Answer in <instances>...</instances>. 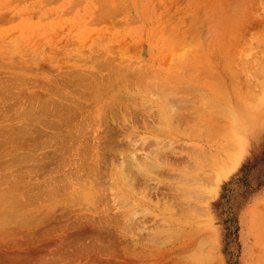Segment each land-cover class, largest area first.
Listing matches in <instances>:
<instances>
[{"label":"rangeland","instance_id":"374dc122","mask_svg":"<svg viewBox=\"0 0 264 264\" xmlns=\"http://www.w3.org/2000/svg\"><path fill=\"white\" fill-rule=\"evenodd\" d=\"M99 53L102 55L101 57H99L100 56ZM103 54H104V60L106 58H107L106 60L113 59L112 62L114 63L116 62L115 64H117L118 62H121L118 64L119 69L117 65L110 62L113 65V68H114V65L115 67H117L116 69L117 71L114 68V70L116 71V74L112 73L113 69L110 71L112 65L110 66L109 65L110 63L109 64L105 63V61H103L105 63V65L103 64V66L104 67L106 66L105 69L97 67V66L102 67ZM93 58H96V60ZM95 61H97L98 63L101 61L102 63L101 65H99L97 63H94ZM106 64L110 66L109 67L110 69L107 68ZM122 66H125V68H123ZM251 67L253 69H251ZM246 68L247 70L251 69V72H249L250 70L246 72ZM232 69H234V71H232ZM126 70L128 71V75L127 77H125L123 81V77L124 75L126 76V73H127V72L125 73ZM211 70L213 73L211 72ZM129 71L131 72L129 73ZM70 72L71 73L73 72L75 74H70ZM136 72L137 73L140 72L141 76L138 74L139 75L138 77L139 79L143 78L141 79L142 82L146 81V84L151 86V87L147 86L145 83H144L145 85L143 84L142 88H144L145 91H147L146 89L149 88V92L147 91V92L141 93L143 89L142 88L138 89V87L140 86L138 81L135 82L136 84L138 83L137 88H135L136 86L132 84L133 85L132 87L130 85L131 91L130 89L129 90L126 89V87L130 88L127 84V83L131 84L129 80L133 79L132 82L134 83L135 81L134 78L130 79V76L135 77ZM206 72H208L209 74L212 73L213 76L208 75V73ZM78 73L80 74V76L82 75L81 78L80 76H77ZM88 74L89 76H92V78L91 77L89 78L87 76ZM111 74L112 75L114 74L115 78L113 76V78L111 79L110 78L112 77ZM121 74L123 75L122 79H120ZM142 74L145 78L146 77H149V78H146V80H144V77L142 76ZM214 74L218 75L216 76V79H215ZM109 75H110L109 77L110 80L108 81L110 82V84L106 81L107 79H109L108 78ZM148 75H151L154 78ZM181 75H183L182 78L180 77ZM105 77L107 78L106 80H105ZM136 77H137V74H136ZM93 78L94 80L95 79H97L98 81L100 80L99 83L97 80H95V83L96 82L98 83L96 88H95L96 84L92 83L94 81ZM116 78H118V81L116 80ZM86 79L88 80L89 83L83 82L84 80L86 81ZM11 80H12V83H11ZM90 80H93V81L90 82ZM115 80L117 81L116 83H115ZM120 80H122L123 83L128 80V82H126L127 86L125 85V83L123 85V87L126 86L125 90L124 89L123 90L124 92L127 91V93L124 94L122 90V86L117 85L118 88L121 87L120 88L121 90L120 89L119 90L122 91V93L127 98H129L128 100H130V96L131 98H133L131 102L132 105L139 104L138 106L140 107L142 106L141 109L143 110H141L138 106L136 107L133 106L134 107L133 108L132 105H129V106H131L133 109L126 108L129 106H125L123 109L122 107H119L121 104L118 105V108H115L117 106L116 105L114 107L115 110L119 109L120 111H117L118 113L113 111V113H116L117 116L116 117L115 115L113 116L114 118H116L115 120L113 119L111 115L112 117V121H111L110 120L111 117L109 118V116L110 114H113V113H111L112 111L110 110H112V106H114L113 103H115V101L117 100H114V102H112L110 98L108 97L106 98V95L108 94L114 95L116 93L115 91L117 92L119 91L116 88L117 86H115L116 90L112 88L111 86H114V85L111 83L120 84L118 83V82H121ZM136 80L138 79L136 78ZM149 80H152V81H149ZM2 81H4L5 83H3ZM139 82L141 83L140 80ZM74 83L77 84V86L80 88H78ZM81 83H84V85H86L87 89L84 86L85 92L83 91V87L81 86L82 85ZM90 83L94 84V86L91 85L92 89L94 87V93L95 94L98 93L99 97L98 95H96L97 98L96 96H94L95 94L93 93V91H90L91 87H89V85H88L89 87L88 89L87 84H90ZM11 84H14V85H11ZM70 84L72 85V88L73 87L78 88L76 89L78 93L79 91L80 92L82 91L81 93H84L86 95L87 90H89L88 93L89 94L92 93L93 95V97L91 95L90 102L86 99L88 98L86 96H89L88 93L86 96L83 94L85 99H82L83 95L80 93L77 97L78 93L76 92L77 94H75V91L73 90L74 88L72 89ZM99 84H100V88L103 90L105 88V84L109 85L107 89L112 88L108 90L109 91L115 90V91H110L114 93L110 94V92H108L106 88L104 91H100V89L97 88ZM66 85H67V88H66ZM68 85H70V87ZM102 85H103V88H102ZM221 85L223 86V88H221ZM144 86H146L147 88H145ZM152 86L153 87L155 86V89L153 88L154 90L150 89L152 88ZM164 86L166 87L167 91L172 89V93L174 89H176V91H174L175 94L174 93L172 94L175 96L174 99L176 100L177 98H180V96L185 94L183 93V91L185 92L188 91L186 93H188L189 96L186 94V96L184 95V97L183 96L181 97L185 100L187 99L186 100L187 102H183V103L181 102V104H183L182 107H180L179 103L183 99H179V103H178V100L177 102L176 100L175 101L173 100L174 103L176 104L178 103L177 105L175 104L177 108L179 105V108L183 110L182 112L184 111L186 112V113L184 112V115H183V113L180 111L181 113L178 115V118L180 119L182 118V120L175 118L174 121H179V122L173 123L174 125L170 124V125L163 126L161 123H159L160 120H158V122L155 121L156 115L158 116L159 114L158 111H160V106L162 104V99L160 100L158 99V98H161L159 97V95L167 92ZM217 86H219L218 88L220 89V91L222 90V93L225 91L227 94L224 92L225 93L224 95V93L221 94V92H219L220 95H218L219 93H216V90L218 89ZM156 87L158 88L161 87L162 90L163 89L164 90L158 93L159 91L158 92L155 91ZM182 87H185V88H182ZM53 89L55 90V92L57 91L56 92L57 94H58V90H59V94H60V91L62 95L64 94L65 98H67L65 99V102L67 104L63 101L62 96L59 95L61 98L59 96H55L56 93L52 91ZM134 89L138 91H135ZM224 89H227V90H224ZM72 90L74 93L72 92ZM96 90L99 91L100 93L102 92V94H100ZM177 90H179L180 94L182 95H180L179 92L177 93ZM195 90L198 92V94H196ZM129 91L133 93L129 94ZM103 92L104 93L108 92V94H105V96L102 97V95L104 94ZM170 92L171 91H169V93ZM6 93H7V96L9 95L8 98H10L11 100L5 99ZM122 93L120 92V94H117V95L115 94L116 98L118 97V98L123 99L122 97L124 95H122ZM199 94H202V96H200ZM196 95H199V99L201 98L200 100L201 102L199 101V99L197 100V97H195ZM28 96L31 97L29 98L30 100L27 98ZM44 96H45L46 101H47V98L52 97L50 98L51 101L48 99L47 101L48 104L46 101L43 100ZM163 96L162 98L164 99ZM18 97L20 99H18ZM126 97L124 99H127ZM0 98H1L0 109L9 110L10 108V110L8 111L10 112L12 108L14 110L13 112L11 111V113L16 112L17 111L16 109H18V111L19 109H21L19 111V116L16 114L18 111L15 113L18 118L16 117V115L13 116L14 114H11V113L7 114V110L4 114L10 115L9 117L11 119H9L8 116H6L5 118L1 116L0 114V117H1L0 118V129L2 130V134H3V135L1 134V130H0V139L2 141V142L0 141V147L2 145L5 147L4 148L2 146L1 150L2 149L3 150L2 151L0 150V160H2V162L5 161L6 163L4 164H6L7 166L8 163L11 162V161L9 162L8 159H12L16 152H18V154H21V156L23 154L32 155V152H33V155L35 156L34 159L37 160L39 158L38 160L40 161V162L39 161L33 162L34 159L33 161L26 160L27 162L26 161H22V162L15 161L16 164H13L15 162H12L11 163L12 166L9 165L7 167L3 163H0V166H1L0 175H3V177H1L2 179L0 180V195L2 197V194L4 193L3 195L6 196L5 199L3 198L4 202H2V205L0 204V212H3V211L6 212V215L4 212L5 217L3 215L2 216L0 215L1 216L0 219L2 220L5 219L4 222L0 220L2 221L0 223L3 224V225L0 224V264H180V263L182 264L183 262L184 264H190L193 261L194 263H191V264H264V236H262L264 235L263 233L264 232L263 230L264 229V221H263L264 220V0H0ZM12 98L14 99L12 100ZM37 98H40V99L42 98L40 100V104L42 107H44L45 103L48 105L47 106L48 111L45 112L44 111L45 109L43 110L41 106H40L41 109L40 108L38 109L36 106H34V108L36 107L38 111L40 112L41 110L44 111V112L42 111L43 113L41 112L43 114L42 115L38 113L37 111H35L36 109H34L32 105H30L33 108L32 112L35 111V114L31 113L27 115L28 114L27 112L29 111L30 113L31 109L29 106L27 108H29L30 110H28L27 108L25 110L24 106H27V104H29L31 100L33 101V99H34V103H32L33 105L35 103L39 104V101L38 102L35 101V99L38 100ZM54 98L56 99L57 102L56 101L55 102L58 103L57 104L58 106L59 104L60 106L64 105L63 107L64 109L67 107V105H69L67 107L69 108V110H74L75 107L71 106L70 104L72 103L73 105L74 100L76 103L79 101L77 103L78 104L77 106L78 107L82 106V108L83 107L85 108V106L82 105V103L86 104V107L90 108L89 104L91 103V101L93 102L92 105L94 109L98 108V105L100 106L97 109L98 111L94 110L92 112L93 116L91 113V116H92L90 117L91 121L92 119L93 121H95L94 116L96 115L97 116L96 122H93V123L90 122V120L88 119V117L90 116V113H87L86 110H88V108L87 109L85 108L86 109L85 111L88 114V117L85 119H87V122L89 120L90 124L89 122L88 123L85 122L86 120L83 118L85 117L86 114L85 115L83 114L84 116H82L83 117L82 122L85 124L86 127L85 126H84L85 128L82 127L83 125L82 123H81L82 124L81 126L77 125V123L75 125V126H78V128L76 127L77 129H79L80 127L82 128L80 131H78L77 135L79 134L78 137L82 139L80 141L84 145V146L80 145L81 148H78L80 150L81 149L83 150V151L81 150L83 153L82 154L83 158L87 157L85 154L88 153L89 148H90L89 147L87 148L88 150H86L87 146L85 145L88 144V146H90L91 144L92 145L95 144L93 143V141H96V143L99 141V139L96 140L97 137L96 139L94 138L95 140L93 141L90 140L91 138L89 139V138L84 137L83 134L88 133L89 132L88 130L90 131L92 130L95 133L101 132L100 135H98V133L97 134L93 133L92 135V131H91L89 132L90 134L86 135L87 137L89 135H92L93 137H95L96 135L98 136V138L100 137L101 141L99 142L102 144V146L100 143H98V145L100 144L99 147L101 146V149L104 145L103 144L104 140L106 141L104 148L105 146H107L106 144H108L107 143L108 139L107 138L105 139V137H107V135L111 133L110 131L113 132L115 127L117 128V130L115 128L116 130L114 131L115 133L114 134L112 133L114 136H112L111 134L110 137L108 135V138L110 139L111 137L117 138L119 142L116 140L115 144L119 143L120 145H121L120 141L124 139L122 141L123 145H121L123 148H121L119 144L118 145L120 146V149L118 148L119 146L115 147L117 145L115 146L113 145L116 149L118 148V151L120 152V153H115L116 155L112 153V150L110 151V153H108L109 150L106 151L105 149L104 154L103 152L100 151L101 152V153L99 152L100 155L98 154L99 156H96L97 155L96 153L99 149L98 145L97 146L94 145L95 147L91 145L96 152L92 150V148H90L91 152H89V154L95 152L96 155L95 154L93 155H95V157H98V158L102 157L101 154H103V157L107 154L108 157L106 156L105 157L106 159L104 158L103 161L104 160L108 161V158L110 160V162L109 161L107 162V163H110V165L108 164L109 166L106 163L107 169L105 168L104 163L102 164L104 167L99 166L100 172L102 168L104 170V171L102 170L103 173L101 172L103 176L102 179H101V175L97 173L98 171L96 172L98 175L96 173L92 174L93 178L96 174L95 181L98 179L97 180L98 185L93 180V178L92 180H90L89 179L90 176L88 175L87 177L89 181L87 182V178H85L86 172L84 171L82 172V170L78 171L80 172V174H82L81 176L80 175L78 176L79 173L76 172V170H73L76 173H74L71 170L74 174L69 173V179H68L67 171L70 170V168H72L70 162L72 161L73 163L74 162L80 163L81 152L75 150V153H74L73 152L74 150H73L71 153L68 148L64 147L66 146L64 145V143L61 144V142L57 138H55V137H58L56 136L57 129L53 127L51 129L50 125L48 126L46 125V124H49L48 123L49 121H47V119L48 118L51 119V116L53 114V112H49V110L51 111V107L54 106L55 104L54 100H52ZM71 98L73 99L75 98V99L72 100ZM69 99L70 101L68 103ZM94 99L96 103L94 102ZM104 99L105 100L109 99V100L105 101ZM121 99L118 100L117 102L119 103ZM227 99L230 101H228ZM84 100H87V101L85 102ZM100 100L101 102L99 103ZM6 101H8V103ZM41 101H44V102H41ZM109 101L112 103H110ZM126 101L124 102L122 100L124 104H126ZM195 101H198V102H195ZM52 102L54 103L51 104ZM80 102L82 103L80 104ZM107 102H109V106L112 104V106H110V109L107 106L106 108L108 109H105L103 108V105H101V104L105 105V103ZM127 103L130 104V101H128ZM141 103L142 105H140ZM201 103L203 105H201ZM13 104L15 106L17 105L16 109L13 108L15 107ZM79 104L81 106H79ZM156 104H159V106H157ZM228 104L230 106V109H227L229 107ZM7 105L10 107H8ZM19 105L20 107L21 106L22 107L21 108L18 107ZM57 105L55 104L56 107ZM70 106L72 108H70ZM74 106H76V104H74ZM23 107L24 109H22ZM219 107H221L220 110H218ZM232 107L233 109H231ZM120 108H122L123 110ZM136 108H138V110L142 112L137 111ZM60 109L61 107H59V109H56L55 111L57 112ZM4 110L0 111V113H2ZM65 110L67 111V109ZM92 110L93 109L91 108L90 111ZM103 110L105 111L107 110L106 112L108 114L110 112L109 115L106 113V118L104 117L107 122L105 121L104 118L102 119V117L101 119H99L100 122H98L97 121L98 116L100 117L98 113L100 112L103 113L104 112ZM199 110H202V111L200 112ZM197 111H199V114H197ZM24 112L27 115V119H26L27 121L24 120V118L26 117L24 115L25 114ZM48 112L50 113L48 115L49 116L51 115L50 117L47 115ZM81 112H82V109L79 113L76 112L79 115H76L73 113L75 115L73 116L75 121H78L76 119L79 118ZM132 112L135 114V116L133 115ZM153 112H155L156 114L155 113L153 114ZM203 112L205 113L201 114ZM215 112L217 115H215ZM229 112L230 113L232 112V116L231 114H229ZM20 113H22L23 115ZM82 113H85L84 110ZM136 113H137V117H136ZM185 114H186V118H185ZM228 114L229 116H227ZM30 115H32V117ZM122 115H124L123 119H122ZM211 115H215L216 117L211 116ZM23 116L24 118H22ZM42 116L43 118H40L41 122L39 121V123L44 126H40V124L38 123V119L37 121H34L36 123L34 122L31 123V121H33L32 119L35 118L34 120H36V117L39 118ZM225 116H227V120ZM15 117H16V120L14 119ZM28 117L32 119L29 120ZM45 117H47L46 120H45ZM223 117L225 119H223ZM230 117H232L231 121H229L231 119ZM187 118L188 119L190 118V119L187 120ZM217 119L219 120V122L216 121ZM79 120H81V116ZM46 121L47 123L44 124L43 122H46ZM122 121L123 123H125L126 125L125 127L128 126L127 129L126 128L124 129V125ZM127 122H129L128 125H127ZM215 122L220 123V124L217 123L219 125V126L217 125V128H215L216 127ZM30 123L33 124L32 127L28 125ZM109 123L110 125L113 126V127L110 126V129H111L110 131H108L109 129L107 128L109 126ZM158 123L161 124L163 128L159 127L157 125ZM191 124L193 126H191ZM214 124H215V127H214ZM26 125L28 126L26 127ZM101 125H103V127ZM11 126H12V129H11ZM14 126L24 127L25 128L24 134H26L25 132L28 131V127L30 131L32 129L31 138H33L32 139L33 141L36 140L35 137H37V139H39L38 137L42 138L44 133L46 134L47 132V134L50 137L47 138L46 137L48 136L47 134L44 136L47 139L46 143H49V142L50 143L46 144L44 141V143H42L41 145L40 144L37 145L36 149H32V151H28V152H27L28 148L26 149V147H24L26 151L23 147H22L23 149L19 147V148H15L14 150H11L13 148L9 147L10 148L9 150L8 147L6 148V145H9V142L11 143L10 140L16 137L14 134V131L16 128ZM34 126H35V130H34ZM75 126H73L74 130L73 128H71V133H72V130L75 133V130H76ZM88 126L91 128H87ZM198 127H199V130L197 129ZM38 128H40L41 130ZM84 129L87 130L88 132L83 131L82 133V130ZM190 129L193 133H191ZM53 130L55 131L53 132ZM11 131L13 132L11 133ZM40 131L41 132L43 131V132L40 133ZM104 131L106 132L108 131L109 133L107 134ZM50 133L53 135H50ZM189 133H191V135H189ZM75 135L76 134L72 135V137L75 138ZM102 135L104 136L103 139L101 138ZM228 135L230 137H228ZM231 135H233V138L231 137ZM51 137H53L55 144L52 141V139H50ZM3 138H4V141L6 140L5 142H3ZM41 138L39 140H41ZM115 138L113 139L115 140ZM143 138H146V139L142 140ZM7 139H9V141H7ZM87 139L90 140V142H88ZM113 139H111L110 141H114ZM128 139H129V144L131 143L132 145L133 144L136 145V148L138 150L137 154L139 155L137 156L138 159L140 156H143L141 154H145V156L149 157L148 155L150 154L151 156V152L153 150L154 151L155 149L158 150L159 147L161 146L164 147V149L163 147H161V149L156 152H159V153L162 152V154L165 155L164 150H166V155L167 156L170 155L172 157L171 158L170 156H168L167 159L170 160L172 163L177 162L176 163L177 167L178 166L179 167L176 168V166L174 165L175 163L173 164L175 168L171 165H170L171 167L167 166L166 164L170 163L168 161V163H166L165 165L163 164L162 166L163 171L161 172L160 170V173H163L165 171L163 174L167 173L168 175H171L172 172H175V173L178 172L179 174L178 173L177 174L180 175V173L183 172L186 178L187 176H194L198 178L199 176H201V178L203 177V179L205 178V175H210V177L214 176V178L211 177L213 180L208 176L209 179H206L208 180V183L206 182L207 184L201 180L197 181L199 184L204 183L203 184L204 188L209 189V194H208L209 197L205 198L204 200L206 210H207L206 212L207 215L204 213L205 216L204 215L202 216V214L199 216V213H198V215L190 219L187 217L185 218V216L183 217L182 215L183 213L181 214V211L184 208V207L182 208V206H184V204L188 205V207L185 206L187 210L189 208V205L191 203L192 204L194 203V200H193L194 197L193 199H190V197L189 199L185 197L184 199H181V202L184 203L183 205L179 201V199L182 198L183 196L182 194L183 192L181 193V191H178V190L185 189L186 191L184 193L187 194L188 187L192 186L191 180L185 181L186 179L184 177H183L184 180H182L183 179L182 177L180 178L178 177L179 180H176V179L173 180L174 177L172 176L173 178L169 181L171 176L168 177V175H164V177L166 178L163 179L164 177L161 178V177H158V175L155 176V173L154 175L151 174V177L152 178L154 177L153 178L154 180L151 178L152 179L151 183H150V180L148 181L150 183L149 187H153L156 184L155 182L157 181L156 185L158 186L160 183H162V185H160L159 188H162V187L163 188L159 189L161 194L160 193L158 194L157 190L154 191L152 188H150L152 190V192L150 193L151 197L149 195L148 196L151 199L150 198L147 199L146 191H144L146 194L145 197L147 200L144 199L145 197L144 198H142V196L140 197L141 192L139 189L137 191H139L140 193L136 191V187L138 185L136 187L134 186L135 188L133 187L135 189L136 194L130 190H127L126 187L124 186V184L126 183L124 182V180L128 179L129 176L127 178L126 176L127 173H126V174L121 175L122 177H120L119 174L126 172L125 170L127 169V166L129 165H131V168H132V165L134 166V163H135L133 161L131 162V159L129 162V159H128L132 154L131 152H133L134 150L133 148H135V145L134 147L129 146V144L127 143ZM154 139L158 143H156ZM85 140H87V144L86 143L84 144V142H86ZM142 141L144 142L145 145H142L143 144ZM154 141L156 145L159 144V141L161 144L155 146ZM59 142H60L59 145L62 146L63 150L60 149L61 148L60 146H59L60 148L57 147ZM126 143L128 144V146L126 145ZM166 143L168 144L166 145ZM226 143H229V144H226ZM110 144H112V142H110ZM153 144H154V148H153ZM171 144H173L172 145L173 148L172 147L171 148L174 150L172 151V153L170 152ZM54 145H56L59 151L57 149L55 150ZM220 145L222 146L220 147ZM232 145L233 147H231ZM75 146L78 147V145H75ZM108 146L110 145L108 144ZM114 147H113V150L115 152ZM165 147L167 148L165 149ZM64 148L68 149L69 155L71 153L70 158L72 157V154L74 153L73 155L75 156L74 161L73 159H71V161L69 160V163L68 162L66 163V160H67L66 158L65 160L61 159L62 161H65L66 163L65 166L63 164H62L63 166L60 164V167H59L60 170H57L58 173L56 172V174L54 173L55 171L53 173L50 172L52 171L50 167H53V169H55L54 165H50L51 164L50 162L53 161L54 159L56 160L57 157L59 160L60 153H62L61 156L64 157L63 155V152L65 150ZM236 148L237 150H235ZM107 149H109V147ZM202 149L203 151L206 152V154L203 151H201ZM121 150L126 151V152L128 151L127 153H129V155L126 154V152L124 153V156L125 154L126 156L127 155L129 156L127 160L126 158L123 160L124 156L122 155L123 152ZM12 151L14 153H12ZM232 151H234L235 153ZM52 152H55V153L57 152L56 153L57 157L56 156L53 157L52 154L55 155V153H52ZM76 152H78V154ZM156 152L154 153L156 154ZM199 152L201 156H199ZM65 153H67V150ZM147 153L149 154L147 155ZM224 153L227 155H225ZM68 154L66 157L70 159ZM117 154H119L120 157H118L119 155L117 156ZM76 155H78L80 159L77 158ZM173 155L175 156V159ZM194 155L195 157H193ZM42 156L45 157V159ZM91 156L90 158H86L85 160L92 159ZM113 156L114 158H112ZM152 156H153V152H152ZM95 157L94 159L97 160V158ZM209 157H210V160L208 159ZM51 158L52 160L49 161ZM206 158H207V161H205ZM161 159L163 162L165 161L164 158H161ZM165 159H166V156H165ZM177 159L178 160L180 159L181 161H176ZM55 160L52 164L57 163L55 162ZM199 160H202V162H200ZM119 161L122 162L123 166L125 162L127 161V165L125 164V167H126L125 170L123 167L118 165V163H120ZM58 162L60 163V160ZM88 162L86 163V161H84L81 164L83 165V163H86V164L92 165L91 162L93 163V160H91V162L89 163ZM113 162L114 163L118 162V163L113 164ZM45 163H48V165H45ZM214 163L215 164L217 163L218 167ZM57 164H55V166ZM116 164L120 168H122V170H119V169L117 170L115 166ZM185 164L187 165V167L193 166V168L187 169ZM2 165L4 167H2ZM89 165H88V169L90 167ZM29 168L33 170L30 171ZM46 168H48V170ZM86 168L87 167H84L85 170ZM133 168L135 169L136 166H134ZM171 168H173V170ZM36 169L39 171L37 172ZM138 169L140 170L141 168L138 167L135 170H138ZM168 170L171 172L168 173ZM188 170L191 171V173L190 172L187 173ZM47 172H50L52 174L50 175V173L48 174ZM17 173L19 175H17ZM54 174L55 176H57V178L52 177L54 176ZM104 174L106 175V177H104ZM131 174L132 173L128 172L127 175L131 176ZM13 175H15L16 177ZM20 176L24 178L23 180L25 181L20 179L21 178ZM72 176H74V178H77V180H78V177H80L81 178L80 181H82L83 179H86L83 181V184H82L84 188L83 187L79 188V186H81L80 185L81 182H78L77 180L75 181V179H73ZM123 176H126L124 180H122ZM161 176L163 175L161 174ZM50 177L53 178V180ZM59 178H61V180ZM65 178L67 179L66 183L71 182L70 186L67 185L68 186L67 190L68 188H71V185H73L72 181H74L75 183L74 182L73 183L76 184V185H73V187L74 186L78 187L79 190L76 191V188L74 187L75 189H73L72 187L74 192L72 191L73 192L72 193L70 191L72 189L68 190L67 193H69V191L71 192V194L69 193V195H66L67 193L64 194V190H63L62 197L61 196L57 197L58 200L62 199L63 204H59L57 207H55V209L49 208L50 203H52L50 202L52 200L51 197H49L51 198V200L50 199L47 200V197L49 196V190L51 189L53 184L54 185L58 184V186H60L61 185L60 182L61 181L63 182V179ZM49 179L52 181V183L51 181L48 182ZM56 179H58L57 182H56ZM13 181L16 184H14ZM90 181L91 183L93 182L92 185L89 183ZM21 182H24V183L21 184ZM26 183H29L28 188H26L27 187ZM31 183L34 188L31 186ZM63 183H65V180ZM84 183H86V186L84 185ZM24 184L26 185L24 186ZM38 184L39 185L41 184V186H39ZM50 184L52 186H50ZM87 184H89L88 185L89 187L87 186ZM99 184H101L102 186ZM65 185L63 184V186ZM179 185L181 186L180 189L178 188L180 187ZM167 186L169 187V191H168L169 193H170V190L173 189L172 188L173 186H178L176 187L178 189L174 190L175 193L173 192V190H171V193H174L177 195L175 196L173 194L175 198L176 197L179 198L178 196L182 194L180 198L176 200L177 204H175V205H178L179 203L181 204V207L178 205V208L180 207L181 209L180 212H178L180 209L176 210V207L174 204L173 205L171 203L167 204V198L170 197L171 199V196H167L168 195ZM41 187L46 194L41 193L43 192L42 190H40ZM95 188L98 190L100 189V190L98 191ZM117 188H119L118 190L120 191H117ZM34 189L37 191L34 192ZM80 189L81 191H84V193H89V192H85L88 190L89 191L94 190L95 197L97 198L95 199V197H93L94 200H92V198L91 200L95 202L91 203V200H89L90 199L89 197H91L90 193L89 195H87L89 196L88 198H86L87 201L84 202V198L86 197V195L83 193L84 198H81V195L83 194H81ZM7 190L9 191L11 190V191L9 192ZM162 190L164 191V193H162ZM38 191L40 194H38ZM31 192L33 196H29V193L30 195H32ZM91 192L93 195L94 192L93 191ZM166 192L167 194L164 195ZM77 193L81 194L80 197L78 198L82 199V200L79 199L78 201L79 204L76 203L78 200L77 196H79V194L77 195ZM16 194L17 195L19 194L17 197L20 196L19 197L20 199L18 198V201L20 202L16 201L17 200V197L15 196ZM26 194H27V199L24 198ZM73 194L74 196H76L77 199L75 198L76 202L73 200L74 203L72 204L76 203L78 204V206L80 205L79 208L75 204L77 208H75L76 206H73V208L71 207L70 209L69 208L64 209L65 207L63 206L65 205L64 204L65 202L63 199H65L66 196H68L67 199L69 201H72L70 199L74 198ZM137 194H140V195L138 196ZM13 195H14V198H12ZM173 195L172 197L174 198ZM120 196L123 198L124 203L123 201H121L122 198ZM189 196L192 197V195L190 194ZM193 196L195 195L193 194ZM1 197H0L1 199L0 201H2ZM69 197L71 198L69 199ZM106 198H109L110 200L109 199L106 200ZM173 198L171 200L169 199L168 200L171 202L172 201L175 202L174 201L175 199L173 200ZM46 200H47V204H46ZM96 200L99 203H97ZM10 201H12L13 203ZM69 201L66 202L67 205L71 204L69 203ZM81 201L83 202L82 204L84 206L80 204ZM160 201L162 203V205L161 204L160 205L163 206V203H164L166 205V208L159 207ZM120 202L122 203L121 205L119 204ZM152 202H155L156 204ZM8 203L9 204L12 203V204L9 206ZM29 203L30 204L32 203L31 205L33 207L30 206ZM36 203H39V204L37 205ZM86 203L88 204L87 207H86ZM106 203L107 204L109 203V204L107 205ZM126 203H129L130 206L128 204L129 206L128 207ZM132 203L135 204L136 206L135 208H134V204ZM196 203L202 204L201 200L199 199L197 200ZM92 204H94L96 208H94ZM105 205L107 207H105ZM170 205L174 207L172 208L174 209V211L170 209L172 207ZM97 206H99L100 209ZM110 206H112L111 210H107V209H110ZM83 207H86L88 209L86 210ZM168 207L170 208L168 209ZM21 208L23 211L20 210ZM29 208H32V209H29ZM34 208H37L39 212L37 211V213L35 214ZM124 208H128V210ZM144 208L147 209L148 212ZM26 209L30 212L28 211L26 212ZM80 209H81V212H80ZM82 209H84L85 212L82 211ZM96 209L98 210L96 211ZM101 209L102 211L104 210V212L107 210L108 213L111 214V215L109 214L111 218L113 215L116 216L115 217L116 219L118 218V216L119 218L121 217L120 218L121 220L123 218L124 219L126 218V220H128L127 217H129L133 221V218H135L133 224L130 223L131 225L130 224L129 225L130 226L135 225L134 223H136L139 220L140 227L133 226L136 230L131 227L133 229L132 231V229H130L127 226L128 225L127 224L125 228L127 227L129 229H126L125 231H123L122 230L123 227H122L116 232L115 234L116 236L113 235L112 237V235L110 234L111 235L110 237L114 239L115 243H112L113 240L109 238V236L107 235V232H105V230L103 229H101V231L103 230L104 233H106V235L102 234L103 232L100 234L101 231L100 230L96 231V229L93 228L92 226H90V228L92 227L90 231H87L88 229H90L89 227H85L86 230H84L85 228L82 230H77L78 226L71 227L70 223H72V226H73L75 224L77 217L79 216L82 219V216H84L85 214L86 215L88 214L87 215L88 219L85 218L86 217L85 215V217H83V220L81 222L86 223L88 222L86 220H89V219L93 220V218H94V221L97 222L99 220V217H101V215L103 214V212L99 214ZM134 209H136L137 211H142V212L140 213L137 212V214L135 213V215H133L134 214L133 213L132 216L131 215L129 216L128 215L129 212ZM17 210H20V211H17ZM69 210L72 211V214H73L72 216L74 218L76 217V219L71 220L72 217L70 216L71 212ZM186 210L185 209L183 210L184 215L186 213ZM9 211L11 212L8 213ZM48 211L49 213L52 214V215L50 214L51 216L47 214ZM68 211L70 214H67ZM74 211L75 213H77L76 215L74 214ZM118 212H121L122 214L116 215V213L119 214ZM146 212L147 214L145 215ZM17 213L19 216L17 215ZM92 213L95 215H93ZM59 214L64 215L62 217L63 219L61 218ZM89 214L90 216L92 215V217H88ZM105 215L106 213H104L102 217L104 218ZM254 215L256 216L255 218H254ZM30 216H32V218ZM27 217L30 219H27ZM6 218L8 220L12 219V221L10 222ZM17 218L19 220H17ZM23 218H25V220H23ZM115 218L113 219V221L115 220ZM260 218H262L263 220ZM34 219H35V222H34ZM66 219L67 221L69 219V221L67 222ZM102 220L100 219L99 221L103 222ZM90 221L91 220H89V222ZM206 222L207 224L205 225ZM4 223L7 224V226ZM67 223H69V225ZM157 224L159 225V227ZM49 225L50 226L53 225L52 227H50L51 230L49 229ZM162 225H164L165 227L163 228ZM168 225L171 227H168ZM54 226L56 228H54ZM57 226H61L62 228L60 227L58 228ZM153 226H155L154 228H156V230L154 231L151 230L153 229ZM78 229H81V228L79 227ZM158 229H160V231H157ZM195 229H197V231L199 232L195 231ZM36 230H40V231L36 233ZM129 230L132 233L131 232L129 233ZM41 231H42V234L40 235ZM150 231H153V232L151 233ZM205 231L207 233H205ZM259 231H262V232H259ZM136 233L138 236L136 235ZM139 233H142L143 235L142 234L139 235ZM147 233H150V234H147ZM155 234L159 235L160 237L156 236ZM255 235H257V237ZM155 237L157 238L159 237L158 240H155V242L151 241V240H154ZM95 238L96 240L99 238L98 239L99 242H97ZM192 238L193 239L195 238L194 242H190ZM202 238L205 240L201 241L200 239ZM109 239L111 241H109ZM105 240L106 242H109V244L111 245L115 244L114 245L115 247H113L112 245L114 249L111 250L112 247L110 248L108 246L109 244L107 245V243L105 245L104 243ZM124 240L126 241L127 246L125 245ZM159 240L163 242H160ZM199 240L201 241V243L202 242L208 243V245H206L207 243H205V245L202 243L203 248L205 249L203 250L200 249L202 248V245L198 246L197 242ZM119 245L122 246L123 249L121 248V250L123 252L120 250ZM128 245L130 246V248ZM135 246H138V247H135ZM140 246L142 250L144 248L143 250L144 252L140 250L139 248ZM195 248H198V252H195L196 251ZM135 250L137 252H134ZM155 250H157L158 252L160 250L159 252L160 254ZM126 252H129V254ZM150 252L152 255L149 254ZM196 253L200 255H195ZM184 256H187L186 259L187 258L188 259L187 260L184 259L185 258ZM190 257H192L194 260L191 259L192 260L191 261L189 259ZM200 260L202 261V263L201 262L197 263ZM195 261L197 262L195 263Z\"/></svg>","mask_w":264,"mask_h":264},{"label":"bare ground","instance_id":"6f19581e","mask_svg":"<svg viewBox=\"0 0 264 264\" xmlns=\"http://www.w3.org/2000/svg\"><path fill=\"white\" fill-rule=\"evenodd\" d=\"M107 52H108V51H107ZM102 53H103V52H102ZM99 54H100V53H99ZM99 54H98V55H99ZM98 55H97V56H98ZM101 56H102V55L100 54L99 57H101ZM94 57H96V56H94ZM93 59L96 60V58H93ZM97 59H98V58H97ZM106 59H107V58H106ZM106 59L104 60V54H103L102 62L105 61V63H108V64H109L110 62L113 61V59H109V60H106ZM98 60H99V59H98ZM100 60H101V58H100ZM102 62L100 61V62L98 63L97 61H95L94 63H97V64L101 65ZM105 63H104V62L102 63V67H101V66H97V65H96V66L105 69L106 66H105V67L103 66V64L105 65ZM112 63H114V62H112ZM115 63H116V62H115ZM115 63H114V64H115ZM119 63H121V62H118V63L115 64V65H117V67H118V66H119V65H118ZM122 63H123V62H122ZM248 64H250V63H248ZM251 64H252V63H251ZM106 65H107V64H106ZM109 65L111 66L112 64L110 63ZM109 65H107V68L110 67ZM115 65H114V68H115V70H116L117 67H115ZM120 65H122V64H120ZM202 66H203V65H202ZM247 66H248V65H247ZM251 66H252V65H251ZM122 67L125 68V66H122ZM122 67H121V69H122ZM129 67H130V65H129ZM134 67H135V66H134ZM114 68H113V65H112V66H111V69H110V68H109V69H110V71H111L112 69H113V71H115ZM126 68H127V67H126ZM205 68H206V67H205ZM205 68H204V69H205ZM118 69H119V67H118ZM130 69H132V68H130ZM139 69H140V68H139ZM251 69H253V68L251 67ZM251 69H249V70H250V71H249V70H247V68H246V72H248V71L251 72ZM107 70H108V69H107ZM127 70H129V69H127ZM127 70L125 71V73H126V72H127V73H126V76L124 75V77H123V81H124L125 77H127V75H128V71H127ZM133 70H134V68H133ZM137 70H138V69H137ZM205 70H206V69H205ZM244 70H245V69H244ZM108 71H109V70H108ZM113 71H112V73H115V74H116V71H117V70H116L115 72H113ZM118 71H120V70H118ZM232 71H234V69H232ZM237 71H238V70H237ZM242 71H243V70H242ZM130 72H131V71H129V73H130ZM204 72H205V71H204ZM211 72H212V70H211ZM243 72H244V71H243ZM252 72H253V71H252ZM108 73H109V72H108ZM120 73H121V72H120ZM125 73H123V74H125ZM133 73H134V72H133ZM144 73H145V72H144ZM147 73H149V72H147ZM150 73H151V72H150ZM184 73H186V72H184ZM184 73H183V75H184ZM189 73H190V72H189ZM195 73H196V72H195ZM206 73H208V72H206ZM212 73H213V72H212ZM212 73H211V74L208 73V75H212V76H213ZM70 74H75V73H73V72L71 73V72H70ZM131 74H132V73H131ZM136 74H137V77H136ZM138 74L140 75V72H139V73L136 72V73H135V77H134V76H133V77L130 76V79H131V78H134L135 81H134V83H133V82H132L133 79L129 80V81L131 82V84H130V83H127L129 87H130V85H131V87H132V86H133L132 84H134V86H136L135 88H137V84L139 83L141 87L138 85V86H139L138 89H140V88L143 87V84H144V83L146 84V81H145V82H142L141 79H143V78L139 79V77H138L139 75H138ZM145 74H146V73H145ZM152 74H153V72H152ZM236 74H237V73H236ZM90 75H91V73H90ZM96 75H97V74H96ZM183 75H181L180 77L182 78ZM194 75H196V74H194ZM233 75H234V74H233ZM77 76H80V74L78 73ZM85 76H86V75H85ZM87 76H88L89 78H90V77L92 78V76H89V74H88ZM111 76H112V77H110V75H109L108 78L110 77V78L112 79L113 76H114V74H113V75L111 74ZM122 76H123V75L121 74V78H120V79H122ZM140 76H141V75H140ZM142 76H143V74H142ZM145 76H147V75H145ZM148 76L152 77L151 75H148ZM205 76H207V75H205ZM214 76H215V79H216V76H218V75H217V74H216V75L214 74ZM81 77H82V75L80 76V78H81ZM93 77H94V76H93ZM143 77H144V76H143ZM78 78H79V77H78ZM85 78H86V77H85ZM94 78H95V77H94ZM94 78H93V80H94ZM110 78L107 79V78L105 77V80L107 79L106 81H107L109 84H110V82H109L108 80H110ZM114 78H115V76H114ZM136 78H137L138 80H136ZM146 78H149V77H146ZM146 78L144 77V80H146ZM152 78H154V77H152ZM10 79H11V78H10ZM18 79H19V78H18ZM83 79H84V78H83ZM83 79H81V80H83ZM217 79H218V77H217ZM7 80H8V79H7ZM12 80H13V79H12ZM12 80H11V83H12ZM79 80H80V79H79ZM93 80H90V82L93 81ZM95 80H97V79H95ZM95 80H94L92 83H95ZM116 80L118 81V78H116ZM116 80H115V83L117 82ZM139 80L141 81V83L139 82ZM21 81H22V80H21ZM97 81H98V80H97ZM99 81H100V80H99ZM99 81H98V83H99ZM101 81H103V80H101ZM106 81H105V82H106ZM120 81H121V82H118V83H120L121 85H120V84H114V83H111V84H113L114 86H111V85H110V86H111L112 88H114L115 90H116V88H117V90H119V89L121 88V87L118 88L117 85H119V86H122V90H123V89L125 90V87L127 86V85H126V82H128V80H127L126 82H124L125 85H126V86H124V87H123V85H124L123 81H122V80H120ZM137 81H138V83L136 84L135 82H137ZM149 81H152V80H149ZM153 81H154V80H153ZM215 81H216V80H215ZM2 82L5 83L4 81H2ZM79 82H81V81H79ZM79 82H78V83H79ZM83 82H88V80L86 79V81L84 80ZM147 82H148V81H147ZM218 82H219V81H218ZM62 83H63V82H62ZM88 83H89V82H88ZM92 83L87 84V87H88V85H89V87H91V89H92V86H94V84H92ZM98 83H97V82L95 83V84H96V85H95V88H96V86L98 85ZM14 84H15V83H14ZM14 84H11V85H14ZM55 84H56V83H55ZM71 84H72V83H71ZM71 84H70V85H71ZM74 84H75V83H74ZM74 84H73V86H74ZM81 84H82L81 86L83 87V91L85 92L84 86H85V88H86V85H84V83H81ZM145 84H144V85H145ZM148 84H150V83H148ZM59 85H60V84H59ZM63 85H64V84H63ZM70 85H68V86L70 87ZM75 85L77 86V84H75ZM91 85H92V86H91ZM146 85H147V84H146ZM152 85H154V84H152ZM4 86H5V85H4ZM64 86H65V85H64ZM108 86H109V85H106V84H105V88H106V90H107L108 92H110V91H115V90H110V91H109L108 89H112V88H108V89H107ZM115 86H117V87L115 88ZM147 86H150V85H147ZM11 87H12V86H11ZM56 87H57V86H56ZM77 87H78V86H77ZM89 87H88V89H89ZM131 87H130V88H127V87H126V89H128V90L130 89V91H131ZM144 87L147 88L146 86H144ZM150 87H151V86H150ZM164 87H165V86H164ZM191 87H192V86H191ZM215 87H216V86H215ZM218 87H219V86H217V88H218ZM224 87H225V86H224ZM21 88H22V87H21ZM66 88H67V85H66ZM71 88H72V85H71ZM71 88H70V89H71ZM73 88H74V87H73ZM73 88H72V89H73ZM78 88H80V87H78ZM78 88L75 87V88L73 89V90L75 91V94L78 93L77 90H76V89H78ZM97 88L100 89V91H104V90H105V88H104V90L100 88V84H99V86H98ZM102 88H103V85H102ZM153 88L155 89V86H154V87L152 86V88H150V89H153ZM182 88H185V87H182ZM182 88H181V89H182ZM221 88H223L222 85H221ZM234 88H235V87H234ZM70 89H69V90H70ZM86 89H87V88H86ZM91 89H90V91H93V93H94V87H93L92 90H91ZM142 89H143V90L141 91V93H142V92H147V91L149 92V88L146 89L147 91H145L144 88H142ZM154 89H153V90H154ZM159 89H160V90H159ZM21 90H22V89H21ZM73 90H72V92H73ZM79 90H81V89H79ZM120 90H121V89H120ZM120 90H119V91H120ZM124 90H123V93H124V94L127 93V91L124 92ZM134 90H135V89H134ZM163 90H164V89H163ZM163 90H162L161 87H160V88L156 87V90H155V91H157V92L159 91L158 93H160V92L163 91ZM165 90H166V87H165ZM179 90H180V89H179ZM179 90H177V93L179 92V94H180V91H181V90H180V91H179ZM185 90H186V89H185ZM191 90H192V89H191ZM217 90H218V92H217ZM217 90H216V93L221 92V94H223V93L225 92V91H224V92L222 93V90L220 91L219 88H218ZM224 90H227V89H224ZM52 91L55 92L54 89H53ZM96 91H97V90H96ZM119 91H118V92H119ZM130 91H129V94L131 93ZM135 91H138V90H135ZM166 91H167V90H166ZM169 91H171V92H170L171 94L169 93ZM174 91H176V89H174ZM174 91H173V93L175 94ZM182 91H183V90H182ZM56 92H57V91H56ZM56 92H55V93H56ZM72 92H71V94H72ZM76 92H77V93H76ZM81 92H82V91H81ZM81 92L79 91V93L83 95L84 93H81ZM88 92H89V90H87V93H88ZM97 92H99V91H97ZM108 92H107V93H104V92H103L104 94L102 95V97L105 96V94H108ZM115 92H116V93H115L116 95H117V94H120V92L122 93V91H120L119 93H118L117 91H115ZM157 92H156V93H157ZM167 92H168V93H167ZM167 92L164 93V94L162 93V94L159 95V97H161V98H158V99H159V100L162 99V104H161V106H160V111L157 110L159 114H158V116L156 115V120H155V121H157V122H158V120H160L159 123H161L163 126H164V125H170V124H171V125H174L173 123H175V122H176V123L179 122V121H174L175 118H178V115L183 111V110H181V108H179V105H180V107H182L183 104H181V102H182V103H183V102H187V101H186L187 99L185 100V99H183V98H181V97H182V96L184 97V95L186 96V94L188 95V93H186V92H188V91H186V92L183 91V93H185V94H183V95L180 94V95H182V96L179 95L180 98H177L178 103H179V99H183V100H185V101L181 100L180 103H179V105H178V108H177L176 105H177L178 103L176 104V103L173 102V100L175 101L176 99H174L175 96L172 95V94H173V93H172V89H171V90H168ZM195 92H196V94H198V92H197L196 90H195ZM250 92H251V91H250ZM1 93H2V92H1ZM51 93H52V92H51ZM55 93H54V94H55ZM73 93H74V92H73ZM79 93L77 94V97H78ZM87 93H86V95H87ZM99 93H100V92H99ZM111 93H114V92H110V94H111ZM123 93H122V95H124ZM132 93H133V92H132ZM132 93H131V94H132ZM134 93H135V92H134ZM137 93H138V92H137ZM156 93H155V94H156ZM225 93H226V92H225ZM225 93H224V95H225ZM3 94H4V93H3ZM3 94H2V95H3ZM94 94H95V93H94ZM100 94H102V92H101ZM115 94H114V95H113V94H112V95H109V94H108V95H106V98H107V97L110 98V100H112V102H114V100H117V101L120 100L121 98H118V97L116 98V95H115ZM145 94H146V93H145ZM148 94H149V93H148ZM153 94H154V93H153ZM190 94H191V93H190ZM192 94H193V93H192ZM226 94H227V93H226ZM16 95H18V94H16ZM16 95H15V96H16ZM28 95H29V94H28ZM31 95H32V94H31ZM31 95H30V96H31ZM59 95L63 97L62 99H63V101L65 102V99H67V98H65L64 94H63V95L61 94V91H60V94H59V90H58V94L56 93L55 96H59ZM82 95H81V97H82ZM84 95H85V94H84ZM84 95H83V98H82V99H85V98H84ZM86 95H85V96H86ZM88 95H89L90 97H89V96H86V97L89 98V99H88V98H86V99L90 102L92 93H91V94L88 93ZM96 95H98V93L95 94L94 96H96ZM163 95H164V96H163ZM176 95H177V94H176ZM199 95L202 96V94H199ZM199 95H196V96H195V97H197V100L199 99ZM203 95H204V94H203ZM218 95H220V93H219ZM8 96H9V95H8ZM8 96H7V93H6V97H5L6 100H7V99H10V98H8ZM30 96H28L27 98H28V99L31 98ZM33 96H34V95H33ZM60 96H59V97H60ZM129 96H130V95H129ZM129 96H128V97H129ZM132 96H134V95H132ZM162 96L164 97V99L162 98ZM167 96H168V97H167ZM170 96H171V97H170ZM188 96H189V95H188ZM16 97H17V96H16ZM66 97H67V96H66ZM77 97H76V98H77ZM92 97H93V95H92ZM98 97H99V95H98ZM114 97H115V98H114ZM120 97H121V96H120ZM125 97H126V96L124 95V96L122 97L123 99H121V101H119V103H118L117 101H115V103H113L114 106H112V104L110 105V106H112V110H110V111H112L111 113H113V111H114V112L120 111L119 109H118V110H115V108H118V105H120V104H121V105H120L119 107H122L123 109H124L125 106L132 105L131 102H132V99H133V98H131V96H130V100H128L129 98L126 97L127 99H124ZM136 97H137V95H136ZM176 97H177V96H176ZM192 97H193V96H192ZM195 97H194V98H195ZM50 98H52V97L47 98V101H48V99L50 100ZM60 98H61V97H60ZM96 98H97V96H96ZM134 98H135V97H134ZM207 98H208V97H207ZM218 98H219V97H218ZM221 98H222V97H221ZM13 99H14V98H12V100H13ZM16 99H17V98H16ZM18 99H20V98L18 97ZM37 99H38V100L35 99V101H37V102L39 101V104L35 103L36 105H35V104L33 105V104H32V103H34V99H33V101L31 100L30 103L27 104V106H24V107H25V110H26V108L29 107L30 105H32L33 108H34V106H36L38 109H39V108L41 109L42 106H41V104H40V100H41L42 98H41V99H40V98H37ZM71 99L74 100L75 98H74V99L71 98ZM146 99H147V98H146ZM195 99H196V98H195ZM205 99H206V98H205ZM222 99H223V98H222ZM225 99H226V97H225ZM225 99H224V100H225ZM0 100H1V98H0ZM10 100H11V99H10ZM10 100H9V101H10ZM29 100H30V99H29ZM43 100L46 101V100H45V96H44V99H43ZM52 100H54V102L56 101L55 98L52 99ZM87 100H84V101L86 102ZM101 100H102V99H101ZM101 100L99 101V103L101 102ZM104 100H105V99H104ZM106 100H109V99H106ZM106 100H105V101H106ZM122 100H123L124 102H125L126 100H128V101H130V104L127 103L128 101H126V104H124V102H122ZM134 100H135V99H134ZM139 100H140V99H139ZM144 100H145V99H144ZM177 100H176V102H177ZM200 100H201V98L199 99V101H200ZM227 100H228V99H227ZM44 101H41V102H44ZM47 101H46V102H47ZM50 101H51V100H50ZM69 101H70V99L68 100V103H69ZM84 101H83V102H84ZM141 101H142V100H141ZM141 101H140V102H141ZM192 101H194V100H192ZM228 101H230V100H228ZM228 101H226V102H228ZM3 102H4V101H3ZM6 102L8 103V101H6ZM54 102H52L51 104H53ZM56 102H57V101H56ZM56 102H55V104L57 105L58 103H56ZM59 102H60V100H59ZM61 102H62V101H61ZM78 102H79V101H78ZM78 102H77V103H78ZM94 102L96 103L95 99H94ZM109 102H110V101H109ZM109 102L105 103V105H104V104H101V105H103V108H105V109H108V108L110 109ZM112 102H110V103H112ZM116 102H117V104H116ZM120 102H121V103H120ZM133 102H134V101H133ZM144 102H145V101H144ZM158 102H159V101H158ZM172 102H173V103H172ZM189 102H190V101H189ZM195 102H198V101H195ZM200 102H201V101H200ZM200 102H199V103H200ZM208 102H209V101H208ZM9 103H10V102H9ZM14 103H15V102H14ZM18 103H19V102H18ZM65 103H66V102H65ZM77 103H76L75 100H74V104H76V106H74V104L72 105V103H70V104H71V106L77 108L78 110L81 111V109H82V112H83V110H84V112H85V113H82V112H81L82 114L80 113L81 120H79L80 116H79V118H78V116H77L78 119H76V120H78V121H75V119L73 118V116H75L74 114L79 115L78 113H79L80 111H78L77 109L74 108V110H69V108H67L69 105H67V107L65 108V109H67V111H66V110L63 108L64 105H61V106H60V104H59V106L57 105V107H56L55 104H54V106H52V105L50 104V105H51L52 107H54V108L51 107V111L49 110V112H53V114H52V116L50 115V116H51V119H50V118L47 119V117L49 116L48 114H50V113L48 112V113H47L48 116L45 117V120L47 119V121H49V122H48L49 124H46L47 121H46V122H43V123L46 124L47 126L50 125L51 129H52V127L57 129V130H56V131H57V132H56V133H57L56 136H58V137H55V138H57V139L61 142V144L64 143V145H66V146H64V145H63V146L66 147V148H68L69 151H70L71 153H72L73 150H74V151H73L74 153H75V150L81 152V155H80V158H81L80 163H79V162H78V163H77V162H76V163H75V162L73 163V162L71 161V159H73V161H74V157H75V156H73L74 153L72 154V157L70 158L71 153H70V155H69V154H68V153H69L68 149H65V148H64V149H65L64 152H63L64 157L61 156L62 153H60V154L58 153V154H59V160H60V163H59V162H58L59 160H58V157L56 156V153L59 151V149H58L57 147L60 146V145H59L60 142L58 143L57 147H56V145H54V146H55V150L57 149L58 151H57L56 153H55V152H52V153H55V155H54V154H52V155H53V157H54V156L57 157L56 160H55V159H54V160H55V162H57L59 165H58L57 163L52 164V163L54 162V160L51 161V160H52V158H51V159L49 160V161H51V162H50V163H51L50 165H54V168H55V169H53V167H50V168L52 169V171H50V172L53 173V172L55 171V172H54L55 174H56V172L58 173L57 170H60V168H59V167H60V164H61V165L63 164V165L65 166V164H66L67 162L69 163V160H70V161H71L70 163H71L72 168H70V170H68L69 172L67 171V175H68L67 177H68V179H69V173L74 174V173H76V172H78V171H81V170H82V172H83V171L86 172V174H85L86 177H85V178H87V182L89 181L87 175L90 176L89 179L92 180V178H93V177H92V174L96 173L97 171H98L97 173H99V174L101 175V179H102L103 176H102L101 172L103 173L104 170H103V168H102V169H101V172H100V171H99V170H100V167H99V166L102 167V166H103L102 164L104 163V166H105V168L107 169V167H106V163H107L108 161L110 162L109 158H108V161H107V160H104V161H106V162L103 161V159L107 156V154L105 153L106 155L103 157L104 150H105V149H106V151L109 150L108 153H110L111 150H112V153H114V154H115V153H120V152L118 151V148L120 149V146L123 145V142H122V141H123L124 139H123L122 141H120V142H121V145H120L119 143L115 144V142H116V140H117V138H115V137H111V139L115 138V140L113 139L114 141H110L111 139L108 138V135H109V137H110V135H111L112 133L114 134V133H115L114 131H116L117 128L115 127L116 130H115V128H114V131H113V132L110 131V130H111V129H110V126H111V127H113V126L110 125V123H109V126H108L107 128L109 129L108 131H110L111 133H109L108 131H107V132L104 131V132H106L107 134L109 133L108 135L105 133V134L107 135V137H105V139H106V138L108 139V140H107V141H108L107 143H108L110 146H108V144H106L107 146H105V148H104V145H105V142H106V141L104 140V142H103L104 145H103V147H102V149H101L102 144L99 142V141H101L100 137L98 138V136H96V135H95V137H93L92 135H93V133H95V132L92 131V130H91V131H92V135H89V136L87 137L86 135L90 134L89 132H91V131L88 130V131H89V132H88V131L85 130V129L82 130V133H83V131H84V132H85V131L88 132V133H86V134H85V133L83 134L84 137L89 138V139L91 138L90 140H92V141L95 140L96 137H97L96 140L99 139V141H98L97 143H96V141H93V143H95V144H93V145L91 144L93 147H95L94 145L97 146L98 143L101 144L100 147H99L100 144L98 145V148H99V149H98V151H97V153H96L97 155H96V154H95L96 151L93 149V147H92L91 145L88 146V144H87V140H88V139L85 140L86 142H84V144H85V143L87 144V145H85V146H87V147H86V150H88L87 148L90 147V148H92V150L95 151L94 153H90V154H89V152H91V151H90L91 149L89 148L88 153L85 154V155L87 156L86 158H90L91 155L94 156V157H95V155H96V156H99L100 153L103 152V154H101L102 157L100 156V157L102 158V160H101V158L95 157V158H97V160H96V159H94V157H92V156H91L92 159H90V160H89V159L85 160L86 158H83V156H82V154H83L82 151H83V150L81 149V150H82V151H81L80 149H78V148H81L80 145H83V143L80 141V140H82V139H80V138L78 137L79 134L77 135V133H78V131H80V130L82 129V128L80 127L82 124H83L82 127L85 126V124L82 122V118H83L82 116H84L85 114H86V115H85V117H84L83 119H85V118L88 117V114H87V113H90V116L88 117V119H89L90 122H92V123H93V122H96V119H97V116H96V115L94 116L95 121H93V119H92V121H91L90 117L93 116V113H92V112H93L94 110H95V111H98L97 109H98L100 106L98 105V108H95V109H94V108H93V105H92L93 102L91 101L90 104H91L92 106L89 104L90 108H88V107H86V104H83L82 102H80V104L82 103V105H84L86 109L88 108V110H86L84 107L82 108V106H81L80 104H79V106H81V107H78V106H77V105H78ZM171 103H172V104H171ZM191 103H192V102H191ZM199 103H198V104H199ZM19 104H20V103H19ZM43 104H44V103H43ZM47 104H48V102H47ZM47 104H46V103L44 104V107H45V108L42 107L43 110L45 109V110H44L45 112L48 111V108H47L48 105H47ZM66 104H67V103H66ZM66 104H65V106H66ZM122 104H124V105H122ZM143 104H144V103H143ZM173 104H174V105H173ZM175 104H176V105H175ZM217 104H218V103H217ZM11 105H12V104H11ZM13 105H14V104H13ZM45 105H46V106H45ZM116 105H117V106H116ZM138 105H139V104H138ZM138 105H132V107H133V106L136 107V106H138ZM140 105H142V103H141ZM156 105L159 106V104H156ZM190 105H191V104H190ZM194 105H195V104H194ZM201 105H203V104L201 103ZM7 106H8V105H7ZM14 106H15V105H14ZM16 106H17V105H16ZM16 106L13 107V108L16 109ZM40 106H41V107H40ZM71 106H70V108H72ZM87 106H88V104H87ZM106 106H107L108 108H106ZM115 106H116V107H115ZM175 106H176V107H175ZM195 106H196V105H195ZM195 106H193V107H195ZM198 106H199V105H198ZM214 106H215V105H214ZM228 106H229V104H228ZM4 107H5V106H4ZM8 107H10V106H8ZM18 107H20V105H19ZM21 107H22V106H21ZM21 107H20V108H21ZM24 107H23L22 109H24ZM32 107L30 106V109H31L30 113H29V111H28V110H30V109L27 108V109H28V110H27V111H28V112H27V113H28L27 115H29V114H31V113H34V114H35V111H37V112L40 113V114H42V113L44 112L43 110H41V112L43 111V112L41 113L40 111H38V110L36 109V107L34 108V109H36V110L32 112V109H33ZM59 107H61V109H60L59 111L56 112L55 110H56V109H59ZM114 107H115V108H114ZM132 107L129 106V107H126V108L130 109V108H132ZM134 107H133V108H134ZM138 107L141 109L142 106H141V107L138 106ZM173 107H174V108H173ZM55 108H56V109H55ZM79 108H81V109H79ZM91 108L93 109L92 111H90ZM122 108H120V109H122ZM133 108H132V109H133ZM152 108H154V107H152ZM189 108H190V106H189ZM214 108H215V107H214ZM220 108H221V107H219L218 110H220ZM226 108H227V107H226ZM5 109H6V108H5ZM46 109H47V110H46ZM49 109H50V108H49ZM53 109H55V110H53ZM101 109H102V108H101ZM123 109H122V110H123ZM136 109H137V111H139L138 108H136ZM187 109H188V108H187ZM210 109H211V108H210ZM216 109H217V107H216ZM223 109H224V107H223ZM223 109H221V110H223ZM227 109H230V106H229ZM231 109H233V107H232ZM2 110H4V109H0V111H2ZM6 110H7V114H9V113H11V111L13 112L14 109L11 108V111H10V112H8V111L10 110V108H9V110H8V109H6ZM6 110H4L2 113H0L1 116L5 117V118H6V116H8V117L10 116V115H5V114H4V113L6 112ZM16 110L18 111V109H16ZM16 110H15V111H16ZM20 110H21V109H19V111H20ZM52 110H53V111H52ZM75 110H76V111H75ZM85 110L87 111V113H86ZM141 110H143V109H141ZM144 110H146V109H144ZM211 110H212V109H211ZM213 110H214V109H213ZM17 111H16V112H17ZM19 111H18L17 113L14 112V113H11V114H14L13 116H15L16 114L19 116ZM65 111H66V112H65ZM89 111H90V112H89ZM103 111L105 112V113L103 112L104 115H103L102 112L98 113V114L100 115V117L98 116V120H97L98 122H100L99 119H101V117H102V119H103L104 117L106 118V113H107L106 111H107V110H106V111L103 110ZM132 111H133V110H132ZM134 111H136V110H134ZM180 111H181V112H180ZM199 111L201 112L202 110H199ZM199 111H197V114H199ZM209 111H210V110H209ZM209 111H207V112H209ZM22 112H23V111H22ZM25 112H26V111H25ZM25 112H24V113H25ZM76 112H78V113H76ZM108 112H109V110H108ZM139 112H142V111H139ZM144 112H145V111H144ZM184 112H185V111H184ZM184 112H182L183 115H184ZM15 113H16V114H15ZM73 113H74V114H73ZM91 113H92V116H91ZM117 113H118V112H117ZM124 113H125V112H124ZM132 113H133V112H132ZM137 113H138V112H137ZM137 113H136V117H137ZM154 113H155V112H153V114H154ZM185 113H186V112H185ZM193 113H194V112H193ZM204 113H205V112H203V113H201V114H204ZM211 113H212V112H211ZM226 113H227V112H226ZM20 114H22V113H20ZM34 114H32V115H34ZM40 114H39V115H40ZM45 114H46V113H45ZM45 114H44V115H45ZM83 114H84V115H83ZM101 114H102V116H101ZM107 114H108V113H107ZM109 114H110V112H109ZM109 114H108V115H109ZM147 114H148V113H147ZM155 114H156V113H155ZM195 114H196V113H195ZM229 114H231V116H232V112H231V113L229 112ZM229 114H228L227 116H229ZM17 115H16V117H17ZM22 115H23V114H22ZM24 115H25L26 117L24 118V116H23L22 118H24V120H26V119H27V115H26V113H25ZM32 115H30V116L32 117ZM42 115H43V114H42ZM111 115H112V117H113L114 115H115V117L117 116L116 113H113V114H110L109 118L111 117ZM120 115H121V114H120ZM126 115H127V113H126ZM126 115H125V116H126ZM133 115L135 116L134 113H133ZM143 115H144V114H143ZM189 115H191V114H189ZM215 115H217L216 112H215ZM215 115H211V116L216 117ZM20 116H21V115H20ZM45 116H46V115H45ZM50 116H49V117H50ZM181 116H182V115H181ZM196 116H197V115H196ZM219 116H220V115H219ZM227 116H225V117H226V120H227ZM3 117H2V118H3ZM16 117L14 118L15 120H16ZM112 117H111V119H110L111 121H112ZM127 117H128V116H127ZM132 117H133V116H132ZM138 117H139V116H138ZM140 117H141V116H140ZM179 117H180V116H179ZM187 117H188V116H187ZM0 118H1V117H0ZM17 118H18V117H17ZM28 118H29V120L32 119V118H30V117H28ZM40 118H43V116H42V117H39V118L36 117V120H34L35 118L32 119L33 121H31V123H33L34 121H37V119H38V123H39V121L41 122V119H40ZM105 118H104V119H105ZM123 118H124V115H122V119H123ZM125 118H126V117H125ZM183 118H184V116H183ZM185 118H186V114H185ZM190 118H191V117H190ZM190 118H189V119H190ZM210 118H211V117H210ZM221 118H222V116H221ZM230 118H231V119H230L229 121L232 120V117H230ZM9 119H11V118L9 117ZM19 119H20V118H19ZM39 119H40V120H39ZM49 119H50V120H49ZM113 119L116 120V118H114V117H113ZM138 119H139V118H138ZM144 119H145V117H144ZM178 119H180V118H178ZM189 119L187 118V120H189ZM191 119H192V118H191ZM195 119H196V118H195ZM211 119H212V118H211ZM223 119H225V118L223 117ZM15 120H14V121H15ZM43 120H44V119H43ZM43 120H42V121H43ZM85 120H86V121H85L86 123L89 122V120H88V122H87V119H85ZM107 120H108V119H107ZM176 120H177V119H176ZM180 120H182V118H181ZM197 120H198V119H197ZM197 120H196V122H197ZM26 121H27V120H26ZM105 121H106V119H105ZM105 121H104V122H105ZM117 121H118V119H117ZM120 121H121V120H120ZM137 121H138V120H137ZM137 121H136V122H137ZM147 121H148V120H147ZM147 121H146V122H147ZM153 121H154V119H153ZM161 121H162V122H161ZM194 121H195V120H194ZM194 121H193V122H194ZM205 121H206V120H205ZM216 121L219 122L218 119H217ZM229 121H228V122H229ZM23 122H24V121H23ZM90 122H89V124H90ZM101 122H102V121H101ZM106 122H107V121H106ZM106 122H105V123H106ZM124 122H125V121H124ZM218 122H217V123H218ZM224 122H225V120H224ZM27 123H28V122H27ZM31 123L28 124V125L32 127L33 124H31ZM34 123H36V122H34ZM38 123H37V124H38ZM76 123H77V125H80V126H79V127H80L79 129H77L78 126H75ZM81 123H82V124H81ZM92 123H91V125H92ZM122 123H123V121H122ZM132 123H134V122H132ZM159 123H158L157 125H158L159 127L163 128V126H161V124H159ZM181 123H182V122H181ZM206 123H207V122H206ZM215 123H216V122H215ZM217 123H216V127H215V124H214V127H215V128H217V125L220 124V123H218V124H217ZM226 123H227V122H226ZM230 123H231V122H230ZM16 124H17V123H16ZM20 124H21V123H20ZM39 124H40V123H39ZM107 124H108V123H107ZM117 124H118V123H117ZM128 124H129V122H127V125H128ZM154 124H155V123H154ZM224 124H225V123H224ZM28 125H26V127H27ZM93 125H95V124H93ZM120 125H121V124H120ZM123 125H124V129H125V128L127 129L128 126L125 127V126H126L125 123H123ZM123 125H122V127H123ZM133 125H134V124H133ZM9 126H10V125H9ZM22 126H24V125H22ZM35 126H36V125H35ZM35 126H34V130H35ZM40 126H44V125H41V124H40ZM73 126H75V128L77 127L76 130H75V133L73 132V130H74V127H73ZM101 126L103 127V125H101ZM105 126H106V125H105ZM191 126H193V125L191 124ZM194 126H195V125H194ZM218 126H219V125H218ZM14 127H15V126H14ZM36 127H37V126H36ZM85 127H86V126H85ZM85 127H84V128H85ZM185 127H186V125H185ZM185 127H184V128H185ZM4 128H6V127H4ZM15 128H16L15 131H14V130H13V131H14V134H15L16 137H15L14 139H11V140H10V141H11V143L9 142V145H10V146H9V145H6V143H5L6 148H7V147H8V148H9V147H10V148H13V149H11V150H14L15 148H19V147H21V148H22V147H23V148L26 147V149L28 148L27 152H28V151H32V149H36L37 145H39V144L41 145L42 143H44V141H45V143H46V140H47L46 137H47V138L50 137V136L47 134V132H46V134H47L48 136L45 137L44 135H46V134L44 133V135H43L42 138H41V137H38L39 139L41 138V140L37 139V137L34 136V137L36 138V140L33 141V140H32L33 138H31V136H32V135H31V134H32V133H31L32 129H31V131H30V129H29V127H28V131L25 132L26 134H24V130H25L24 127H21V126L18 127V126H16ZM71 128H73L72 133L76 134V135H75V138L72 137V135H74V134L71 133ZM87 128H91V127L88 126ZM93 128H94V127H93ZM99 128H100V127H99ZM174 128H175V127H174ZM193 128H194V127H193ZM193 128H191V129H193ZM210 128H211V127H210ZM225 128H226V127H225ZM2 129H3V127H2ZM11 129H12V126H11ZM38 129H40V128H38ZM94 129H95V128H94ZM179 129H180V128H179ZM191 129H190V131H191ZM197 129L199 130V127H198ZM212 129H213V128H212ZM221 129H222V128H221ZM226 129H227V128H226ZM0 130H1V129H0ZM26 130H27V129H26ZM40 130H41V129H40ZM49 130H50V129H49ZM98 130H99V129H98ZM104 130H105V128H104ZM112 130H113V128H112ZM13 131H11V133H12ZM29 131H30V133H29ZM54 131H55V130H53V132H54ZM100 131H101V130H100ZM177 131H178V130H177ZM195 131H196V129H195ZM200 131H201V129H200ZM211 131H212V130H211ZM211 131H210V132H211ZM222 131H223V130H222ZM15 132H16V133H15ZM42 132H43V131H42ZM42 132L40 131V133H42ZM120 132H121V131H120ZM197 132H198V131H197ZM226 132H227V131H226ZM229 132H230V131H229ZM21 133H22V135H21ZM80 133H81V132H80ZM97 133H98V132H97ZM97 133H95V134H97ZM100 133H101V132H99L98 135H100ZM191 133H193V132L191 131ZM191 133H189V135H191ZM230 133H231V132H230ZM1 134H2V130H1ZM14 134H13V135H14ZM18 134H20V135H18ZM71 134H72V135H71ZM105 134H104V136H105ZM113 134H112V136H114ZM2 135H3V134H2ZM8 135H9V134H8ZM13 135H12V136H13ZM33 135H34V134H33ZM50 135H53V134L50 133ZM192 135H193V134H192ZM198 135H199V134H198ZM229 135H230V134H229ZM229 135H228V137H230ZM4 136H6V135H4ZM9 136H10V135H9ZM19 136H20V137H19ZM36 136H37V135H36ZM39 136H40V134H39ZM41 136H42V135H41ZM81 136H82V135H81ZM90 136H91V137H90ZM104 136L102 135L101 138L103 139ZM53 137H54V136H53ZM53 137H51L50 139H52V141H53L54 144H55V141L53 140ZM76 137H77V138H76ZM84 137H83V138H84ZM92 137H93V139H92ZM193 137H194V136H193ZM231 137L233 138V135H231ZM29 138H31V139H29ZM81 138H82V137H81ZM94 138H95V139H94ZM150 138H151V137H150ZM9 139H10V138H9ZM9 139H7V141H9ZM57 139H56V141H57ZM109 139H110V140H109ZM144 139H146V138H143L142 140H144ZM222 139H223V138H222ZM225 139H226V137H225ZM30 140H32V141H30ZM83 140H84V139H83ZM90 140H88V142H90ZM149 140H150V139H149ZM152 140H153V139H152ZM154 140H155V139H154ZM0 141H1V139H0ZM5 141H6V140H5ZM5 141H4V138H3V142H5ZM50 141H51V140H50ZM92 141H91V143H92ZM109 141L112 142V144H110ZM117 141H118V140H117ZM155 141H156V140H155ZM155 141H154V144H155ZM234 141H235V139H234ZM234 141H233V143H234ZM1 142H2V141H1ZM48 142H49V140H48ZM118 142H119V141H118ZM142 142H143V141H142ZM149 142H150V141H149ZM152 142H153V141H152ZM49 143H50V142H49ZM49 143H46V144H49ZM76 143H77V144H76ZM127 143L129 144V139H128V142H127ZM127 143H126V145L128 146ZM146 143H147V142H146ZM150 143H151V142H150ZM156 143H158V142L156 141ZM223 143H224V142H223ZM223 143H222V144H223ZM235 143H236V142H235ZM52 144H53V143H52ZM56 144H57V143H56ZM118 144H119L120 146H119ZM124 144H125V143H124ZM154 144H153V148H154ZM160 144H161V143H160V141H159V144H157V145H160ZM167 144H168V143H166V145H167ZM226 144H229V143H226ZM236 144H237V143H236ZM75 145H78V147H76ZM113 145H114V146L117 145V146H115V147H118V146H119V147L116 149ZM134 145H135V144H133V145H132L131 143L129 144V146H132V147H134ZM142 145H145L144 142H143ZM157 145L155 144V146H157ZM172 145H173V144L170 145V148H171V147L173 148ZM224 145H225V144H224ZM2 146H3V145H2ZM2 146L0 147V150H1ZM50 146H51V145H50ZM83 146H84V145H83ZM83 146H82V148H83ZM111 146H113V147L115 148V152H114V150H113V147H111ZM221 146H222V145H220V147H221ZM3 147H4V146H3ZM33 147H34V148H33ZM43 147H44V146H43ZM60 147H61V148H60ZM60 147H59V148L62 149V146H60ZM108 147H109V149H107ZM110 147H111V149H110ZM124 147H125V146H124ZM151 147H152V146H151ZM161 147H163V146H161ZM161 147H159L158 150L155 149V151H154V150L152 151V152H153V156H152V152H151V156H152V157L150 156L149 153H147V155L149 154V155H148L149 157L145 156V154H141V155H143V156H140L141 158L139 157V159H138V157H137V156H139V155L137 154L138 150H137V148H136V145H135V148H133V149H134L133 152H131L132 150L130 151V152L132 153L130 157L128 156V155H129V153H127L128 151L126 152V151L121 150V151L123 152V154H122L123 156H124V153H125V152H126V154H128L127 156H126V154H125V156L123 157V160H124L125 158H126V160H127V158L129 157V158H128V159H129V162H130V159H131V162H132V161L135 162V163H134V166H136L135 169H137L138 167L141 168L140 170H139V169H138V170H135V169L133 168V167H134L133 165H132V168H131V165H129V166H127V169H126L125 164L127 165V161H126V162L124 161L125 164H124V162H123L124 166L122 165V162H120V161H122V160L119 161L121 164L118 163V162H115V163H118V165H120L121 167H123L124 170L126 169V170H125L126 172H123L122 174H119L120 177H122L121 175H123V174H126V173L128 174V172H129V173H132V174H131L132 178H131L130 175H127V174H126L127 178H128V176H129L128 179H125L126 181L124 180V178H125L126 176H123V179L120 178V179L124 180V182H126V183L124 184V186L126 187L127 190H130V191H132V192L135 193V189H134V188L138 185V186L136 187V191L139 189L140 192H141V195H140V194H137V195H138V196L140 195V197L142 196V198H144L145 195L147 194V199H149V198L151 197V196H150V195H151L150 193L152 192V190H151L150 188H152L154 191L157 190V193H158V194L160 193L159 189H162L163 187H162V188H159V187H160V185H162V183H160V184L158 183L159 185L157 186V185H156V184H157V181H156V182H155L156 184H155L153 187H149V185H150L152 179L154 178V177H153V178L151 177V174L154 175V173H155V176L158 175V177H161V178H163L164 175H168L167 173L163 174L165 171H164L163 173H160V170H161V172L163 171V170H162V169H163V168H162L163 164L165 165L166 163H168V161H169L170 163H168L169 165L166 164L167 166H170V165L173 166V164L175 163L174 165L176 166V168L179 167V166L177 167V164H176L177 162H173V163H172L170 160L167 159L168 156H170V155H168V156L166 155V150H164V151H165V152H164L165 155H163L162 152H160V153H159V152H156V151H159V150L161 149ZM231 147H233V145H232ZM234 147H235V146H234ZM237 147H238V146H237ZM4 148H5V147H4ZM10 148H9V150H10ZM23 148H22V149H23ZM84 148H85V147H84ZM121 148H123V147L121 146ZM166 148H167V147H165V149H166ZM172 148H171V151H170L171 153H172V151H174ZM24 149H25V148H24ZM26 149H25V151H26ZM53 149H54V148H53ZM163 149H164V147H163ZM163 149H162V150H163ZM2 150H3V149H2ZM2 150H1V151H2ZM55 150H54V151H55ZM62 150H63V149H62ZM62 150H61V151H62ZM66 150H67V153H65ZM150 150H151V149H150ZM197 150H198V149H197ZM204 150H205V148H204ZM235 150H237V148H236ZM235 150H234V151H235ZM84 151H85V149H84ZM100 151H101V152H100ZM117 151H118V152H117ZM201 151H203V149H202ZM234 151H232V152H234ZM86 152H87V151H86ZM99 152H100V153H99ZM154 152H156V154H155ZM203 152L206 154L205 151H203ZM207 152H208V151H207ZM237 152H238V151H237ZM12 153H14V152L12 151ZM29 153H30V152H29ZM76 153L78 154V152H76ZM84 153H85V152H84ZM112 153H111V154H112ZM204 153H203V154H204ZM234 153H235V152H234ZM234 153H233V154H234ZM58 154H57V155H58ZM67 154H68V156H69L70 159H68V157H66ZM88 154H89L90 156H89ZM93 154H95V155H93ZM98 154H99V155H98ZM205 154H204V155H205ZM207 154H208V153H207ZM224 154H225V153H224ZM85 155H84V156H85ZM112 155H113V154H112ZM112 155H111V156H112ZM115 155H116V154H115ZM115 155H114V156H115ZM118 155H119V154H117V156H118ZM161 155H162V156H161ZM175 155H176V154H175ZM192 155H193V153H192ZM225 155H227V154H225ZM11 156H12V155H11ZM76 156H77V158H79L78 155H76ZM88 156H89V157H88ZM114 156H113L112 158H114ZM165 156H166V159H167V160L165 159ZM173 156H174V155H173ZM199 156H201V155H200V152H199ZM199 156H198V157H199ZM42 157H43V156H42ZM107 157H108V156H107ZM118 157H120V155H119ZM145 157H146V158H145ZM150 157H151V158H150ZM170 157H171V156H170ZM176 157H177V156H176ZM193 157H195V155H194ZM230 157H231V156H230ZM10 158H11V157H10ZM34 158H35V156L33 155V152H32V155H31V154H29V155H28V154H26V155L23 154L22 156H21V154H18V152H16L15 155H14V157L12 158L13 160H12V159H8V161H9V162L11 161V162L8 163L7 166H9V165L12 166L11 163H12V162H15V161H17V162H22V161H26V160H27V161H28V160H29V161H30V160L33 161ZM43 158L45 159V157H43ZM65 158L67 159V160H66V163H65V161H62V160H61V159H64V160H65ZM80 158H79V159H80ZM161 158H164L165 161L163 162ZM171 158H172V157H171ZM38 159H39V158H38ZM38 159H37V160L34 159L33 162L39 161ZM99 159H100V160H99ZM105 159H106V158H105ZM115 159H116V157H115ZM121 159H122V158H121ZM140 159H141V160H140ZM174 159H175V156H174ZM180 159H181V158H180ZM180 159H179V160L177 159L176 161H181ZM208 159L210 160V157H209ZM228 159H229V157H228ZM76 160H78V159H76ZM91 160H93V163L91 162ZM98 160H99V161H98ZM137 160H138V161H137ZM139 160H140V162H139ZM214 160H215V159H214ZM0 161H1L0 163H3V164L6 163L5 161H4V162H2V160H0ZM8 161H7V162H8ZM27 161H26V162H27ZM84 161H86V163L89 161V162H91L92 165H89V164L83 163V165L85 164V165L83 166L81 163L84 162ZM116 161H117V159H116ZM166 161H167V162H166ZM182 161H183V160H182ZM199 161L202 162V160H199ZM205 161H207V158H206ZM229 161H230V160H229ZM39 162H40V161H39ZM41 162H42V161H41ZM63 162H64V163H63ZM89 162H88V163H89ZM210 162H211V161H210ZM214 162H215V161H214ZM99 163H100V165H99ZM115 163L113 162V164H115ZM171 163H172V164H171ZM13 164H16V162L13 163ZM55 164H57V165L55 166ZM108 164L110 165V163H107V165H108ZM129 164H130V163H129ZM131 164H133V163H131ZM135 164H136V165H135ZM180 164H182V163H180ZM187 164H188V163H187ZM205 164H206V163H205ZM214 164H215V163H214ZM4 165L6 166V164H4ZM45 165H48V163H45ZM63 165H62V166H63ZM81 165H82V166H81ZM88 165L90 166L89 169H88ZM109 165H108V166H109ZM118 165H117V164L115 165L116 168H117V170H118V169H119V170H122V168H120ZM191 165H192V164H191ZM211 165H212V164H211ZM215 165H217V163H216ZM215 165H214V167H215ZM7 166H6V167H7ZM69 166H70V165H69ZM104 166H103V167H104ZM113 166H114V165H113ZM171 166H170V167H171ZM185 166L187 167L186 164H185ZM209 166H210V165H209ZM2 167H4V166L2 165ZM35 167H36V166H35ZM41 167H42V166H41ZM57 167H58V169H57ZM81 167H82V168H81ZM84 167H87L86 170L88 169V170H87L88 172L84 169ZM129 167H130L132 170H131ZM173 167H174V166H173ZM210 167H211V166H210ZM217 167H218V165H217ZM0 168H1V166H0ZM31 168H32V167H31ZM33 168H34V166H33ZM105 168H104V169H105ZM110 168H111V167H110ZM168 168H169V167H168ZM174 168H175V167H174ZM182 168H183V167H182ZM189 168H193V166H192V167H191V166H188L187 169H189ZM29 169H30V168H29ZM37 169H39V168H37ZM37 169H36V170H37ZM46 169L48 170V168H46ZM83 169H84V170H83ZM111 169H112V168H111ZM114 169H115V168H114ZM133 169H134L135 171H134ZM169 169H170V168H169ZM171 169L173 170V168H171ZM31 170H33V169H30V171H31ZM49 170H50V169H49ZM71 170H72V171H73V170H76V172L73 171V172H74V173H73ZM102 170H103V171H102ZM130 170H131L132 172H131ZM174 170H175V169H174ZM38 171H39V170H37V172H38ZM133 171H134V172H133ZM136 171H137V172H136ZM33 172H34V171H33ZM44 172H46V171H44ZM50 172H47V173L49 174ZM61 172H62V171H61ZM64 172H65V171H64ZM64 172H63V173H64ZM120 172H122V171H120ZM169 172H171V171L168 170V173H169ZM189 172L191 173V171L188 170L187 173H189ZM52 173H50V175H51ZM78 173H79L78 176H79V175H80V176L82 175V174H80V172H78ZM97 173H96V174H97ZM157 173H158V174H157ZM177 173H178V172H177ZM177 173L172 172L171 175H168V177L171 176L170 179H169V181H170L173 177H174L173 180H174V179L179 180L180 177H182V178L184 177V178L186 179L185 181H190V180H191V182H192L191 185H192V186L188 187V186L186 185V186L188 187L187 194L184 193V192L186 191L185 189L178 190V191H181V193L183 192V193H182V194H183L182 198H180V196H181L182 194H181L180 196H178L180 199L177 198V197H176L177 199L175 198V196H177V195L174 194V193H175L174 190H176V189H178V188L180 189L181 186H180V185H179L180 187H178V186H173V187H172L173 189L170 188L171 190H173L174 193H171V190H170V193H169V192H168V191H169V187L167 186V192H168V195H167V196H171V199H172V198H173L172 195H173V194L175 195V196L173 195V196H174L173 200L175 199V200H174L175 202L172 201L173 203H172L171 201H169V200H171L170 197L167 198V196H166V198H167V204H170V203H171L172 205H173V204L175 205V204H177V203H176V202H177L176 200H178V199H179V201L181 202V199H184V197H185V198H188V199H189V197H190V199H193V197H194V199H193V200H194V203H193V204L191 203V204L189 205V208H188L189 210H188V209L186 210V208H185V206L188 207V205H187V204H184V203L181 202L182 205L184 204V206H182V208H183V207H184V208H183L182 211H181V209H180L181 204L179 203V201H178V203H179L178 205H179L180 207L178 208V205H175L176 210H177V209H178V210L180 209L178 212L181 211V214L183 213V214H182L183 217L185 216V218L187 217V218H190V219H192L194 216L198 215V213H199V216H200L201 214H202V216H203L204 213L207 215V213H206L207 210H206V206H205V201H204V200H205V198L209 197V196H208V194H209V189H205L204 186H203V184L206 183V182L208 183V180H206V179H209L208 176L210 177V175H205V178H204V179H203V177L201 178V176H199V178H198V177H194V176H187V178H186L185 175L183 174V172L180 173V175H178L179 173H178V174H177ZM22 174H23V173H22ZM45 174H46V173H45ZM45 174H44V175H45ZM55 174H54V176H52V177L57 178V176H55ZM59 174H60V173H59ZM61 174H62V173H61ZM72 174H71V175H72ZM90 174H91V175H90ZM96 174H95V176H94V178H93L94 181H95ZM107 174H108V173H107ZM161 174H162L163 176H161ZM173 174H174V175L176 174L177 176H176V175L174 176ZM17 175H19V174L17 173ZM76 175H77V174H76ZM97 175H98V174H97ZM4 176H5V175H4ZM13 176H15V175H13ZM46 176H48V175H46ZM60 176H61V175H60ZM107 176H108V175H107ZM116 176H117V175H116ZM172 176H173V177H172ZM1 177H3V175H0V180L2 179ZM15 177H16V176H15ZM20 177H21V176H20ZM22 177H23V175H22ZM22 177H21L20 179L23 180L24 178H22ZM62 177H63V176H62ZM65 177H66V176H65ZM67 177H66V178H67ZM72 177H73V179H75V181L77 180V178H74V176H72ZM99 177H100V176H99ZM104 177H106L105 174H104ZM176 177H177V178H176ZM178 177H179V178H178ZM206 177H207V178H206ZM211 177L214 178V176H211ZM211 177H210V178H211ZM50 178H51V177H50ZM66 178L63 179V182H64V180H65V183H66V180H67ZM70 178H71V177H70ZM79 178H80V177H78V180H77L78 182H81V183H80L81 186H79V188H80V187L82 188V187H83V185H82V184H83V181L86 180V179H83L82 181H80L81 178H80V179H79ZM151 178H152V179H151ZM165 178H166V177H164L163 179H165ZM182 178H181V179H182ZM184 178H183L182 180H184ZM11 179H13V178H11ZM51 179L53 180V178H51ZM59 179L61 180V178H59ZM107 179H108V178H107ZM107 179H105V180H107ZM117 179H118V178H117ZM146 179H147V180H146ZM187 179H188V180H187ZM211 179H212V178H211ZM211 179H210V180H211ZM28 180H29V179H28ZM54 180H55V179H54ZM57 180H58V179H56V182H57ZM97 180H98V179H97ZM97 180L95 181L96 183L98 182ZM149 180H150V183L148 182ZM153 180H154V179H153ZM198 180H201V181H203L204 183L199 184V183L197 182ZM210 180H209V182H210ZM212 180H213V179H212ZM14 181H15V180H14ZM14 181H13V183L16 184V183H15L16 181H15V182H14ZM23 181H25V180H23ZM42 181H43V180H42ZM49 181H51V180L49 179L48 182H49ZM68 181H69V180H68ZM146 181H147V183H146ZM1 182H2V181H1ZM6 182H7V181H6ZM18 182H19V181H18ZM18 182H17V183H18ZM44 182H45V181H44ZM53 182H55V181H53ZM61 182H62V181H61ZM61 182H60V184H61L60 186H58V184H57V185H56V184H55V185L53 184V186L50 184V186H52V187H51L50 190L48 189V190H49V196L47 197V200H48V199L51 200V198H52V200L50 201V202H52V203H50L51 206L49 205V208H52V209L54 208V209H55V207H57L59 204H63L62 199H60V200H61V201H60V200L57 199V197H59V196L62 197V194H63L62 191H63V190H64V194H66V193L68 192V190L72 189L73 185H76V184H74L75 182L72 181V184H73V185H71V188H68V190H67V187H68L67 185L70 186V183H71V182H69V183L67 182L66 185H65V183H63V182L61 183ZM73 182H74V183H73ZM85 182H86V181H85ZM22 183H24V182H21V184H22ZM41 183H42V182H41ZM46 183H47V182H46ZM51 183H52V181H51ZM76 183H77V182H76ZM89 183L92 185L93 182L91 183V181H90ZM148 183H149V184H148ZM207 183H206V184H207ZM11 184H12V183H11ZM26 184H27V187H26V188H28V184H29V183H26ZM26 184H24V186H25ZM63 184H64L66 187L63 186ZM174 184H175V183H174ZM9 185H10V184H9ZM36 185H37V184H36ZM38 185H39V184H38ZM43 185H44V184H43ZM43 185H42V186H43ZM84 185L86 186V183H84ZM88 185H89V184H87V186H88ZM94 185H95V183H94ZM94 185H93V186H94ZM97 185H98V183H97ZM99 185H101V184H99ZM167 185H169V184H167ZM208 185H209V184H208ZM211 185H212V184H211ZM211 185H210V186H211ZM31 186H32V183H31ZM31 186H29V187H31ZM39 186H41V184H40ZM46 186H47V184H46ZM101 186H102V185H101ZM105 186H106V185H105ZM109 186H110V185H109ZM134 186H135V187H134ZM10 187H11V186H10ZM32 187H33V186H32ZM64 187H65V188H64ZM74 187H75V186H74ZM74 187H73V189L76 188V191L79 190L78 187H75V188H74ZM88 187H89V186H88ZM95 187H96V186H95ZM111 187H112V186H111ZM117 187H118V186H117ZM133 187H134V188H133ZM138 187H139V188H138ZM147 187H148V188H147ZM165 187H166V186H165ZM176 187H178V188H176ZM33 188H34V187H33ZM47 188H48V187H47ZM47 188H46V189H47ZM49 188H50V187H49ZM63 188H64V189H63ZM83 188H84V187H83ZM98 188H99V187H98ZM20 189H21V188H20ZM22 189H23V187H22ZM73 189L70 190V191L72 192ZM86 189H87V188H86ZM95 189H96V188H95ZM105 189H106V188H105ZM118 189H119V188H117V191H120V190H118ZM133 189H134V190H133ZM16 190H17V189H16ZM24 190H25V189H24ZM40 190L43 191L42 187L40 188ZM96 190H98V189H96ZM99 190H100V189H99ZM99 190H98V191H99ZM101 190H102V188H101ZM115 190H116V189H115ZM182 190H184V191H182ZM7 191H9V190H7ZM10 191H11V190H10ZM10 191H9V192H10ZM35 191H37V190L34 189V192H35ZM46 191H47V190H46ZM65 191H66V192H65ZM70 191H69V193L71 194ZM91 191L94 192V190H90V191L88 190V191H85V192H89V193H90L91 197H89V196H87V195H89V193H84V191H81V189H80L81 194L84 193V194L86 195V197L84 198V194L81 195V194L77 193V195L79 194V196H77V198L80 197V195H81V198H84V202L87 201L86 198H88V197L90 198L89 200H91V198H92V200H94L93 197H95V192H94V194L92 195V192H91ZM144 191H146V194H145ZM158 191H159V192H158ZM23 192H24V191H23ZM27 192H28V190H27ZM73 192H74V191H73ZM73 192H72V193H73ZM111 192H113V191H111ZM137 192H139V191H137ZM140 192H139V193H140ZM142 192H143V194H142ZM148 192H149V194H148ZM167 192H166L164 195H166ZM24 193H25V192H24ZM41 193H45V192L43 191V192H41ZM47 193H48V192H47ZM69 193H67L66 195H69ZM100 193H101V192H100ZM154 193H155V192H154ZM162 193H164L163 190H162ZM179 193H180V192H179ZM191 193H192V194H191ZM3 194H4V193H3ZM3 194H2V197H1V195H0V197L2 198V201H0V204H1V205H2V202H4L3 198L5 199V197H6V196H4ZM21 194H22V193H21ZM31 194H32V192H31ZM38 194H40L39 191H38ZM38 194H37V195H38ZM45 194H46V193H45ZM75 194H76V193H75ZM101 194H102V193H101ZM103 194H104V193H103ZM135 194H136V193H135ZM160 194H161V193H160ZM169 194H170V195H169ZM171 194H172V195H171ZM189 194L192 195V197L189 196ZM193 194H194L195 196H193ZM18 195H19V194H18ZM18 195L16 194L15 196L17 197ZM24 195H25V194H24ZM130 195H131V193H130ZM148 195H149L150 197H149ZM178 195H179V194H178ZM3 196H4V197H3ZM29 196H33V194L30 195V193H29ZM34 196H35V195H34ZM63 196H64V195H63ZM73 196H74V194H73ZM100 196H101V195H100ZM187 196H188V197H187ZM8 197H10V196H8ZM11 197H12V196H11ZM19 197H20V196H19ZM19 197H17V200H16V201H18V198H19ZM39 197H40V196H39ZM49 197H51V198H49ZM67 197H68V196H66V198L63 199L64 202H65V203H64L65 205L63 206V207H65L64 209H66V208H67V209H68V208L70 209L71 207L73 208V206H76V205L78 206V204H79V203H78L79 199L82 200L81 198H78V200H77V202H76V201H75L76 196H74V198L69 197V199L71 198L70 200H72V201H69V200L67 199ZM101 197H102V196H101ZM120 197H121V196H120ZM120 197H119V198H120ZM12 198H14V195H13ZM21 198H22V196H21ZM24 198L27 199V194H26V196H24ZM24 198H23V200H24ZM31 198H33V197H31ZM34 198H35V197H34ZM40 198H41V197H40ZM77 198H76V199H77ZM96 198H97V197H95V199H96ZM102 198H103V197H102ZM109 198H110V197H109ZM109 198H106V200L109 199ZM121 198H122V197H121ZM164 198H165V197H164ZM196 198H197V199H196ZM19 199H20V198H19ZM37 199H38V198H37ZM66 199H67V201H69V203H71L70 205H67V203H66V202H67ZM113 199H114V198H113ZM115 199H116V198H115ZM144 199L147 200L146 197H145ZM150 199H151V198H150ZM168 199H169V200H168ZM195 199H196V200H195ZM198 199L201 200L202 204H200V203H199V204L196 203ZM0 200H1V199H0ZM13 200H14V199H13ZM31 200H32V199H31ZM33 200H34V199H33ZM47 200H46V204H47ZM73 200H74L76 203H78V204H76V203H75L76 205H75V204H72V203H74ZM92 200H91V203H92V202H95V201H92ZM98 200H99V199H98ZM109 200H110V199H109ZM116 200H117V199H116ZM159 200H160V199H159ZM186 200H187V199H186ZM6 201H7V200H6ZM8 201H9V200H8ZM99 201H100V200H99ZM104 201H105V200H104ZM113 201H114V200H113ZM121 201H123V203H124L123 198H122ZM148 201H149V200H148ZM195 201H196V202H195ZM10 202H12V201H10ZM14 202H15V201H14ZM18 202H20V201H18ZM18 202H17V203H18ZM28 202H29V201H28ZM96 202L99 203L97 200H96ZM102 202H103V201H102ZM110 202H111V201H110ZM110 202H109V203H110ZM125 202H126V201H125ZM150 202H151V201H150ZM12 203H13V202H12ZM12 203H11V204H12ZM43 203H44V202H43ZM82 203H83V202L81 201L80 204L83 205ZM87 203H88V202H87ZM87 203H86V207H87V205H88ZM109 203H108V204H109ZM111 203H112V202H111ZM117 203H118V201H117ZM129 203H131V202H129ZM129 203H126L127 206H128ZM152 203L156 204L155 202H152ZM8 204H9V203H8ZM11 204H9V206H10ZM29 204H30V203H29ZM31 204H32V203H31ZM31 204H30V206H32ZM33 204H34V202H33ZM36 204L38 205L39 203H36ZM46 204H45V205H46ZM84 204H85V203H84ZM94 204H95V203H94ZM94 204H92V205H93L94 208H96V206H94ZM104 204H105V202H104ZM106 204H107V203H106ZM108 204H107V205H108ZM119 204L121 205L122 203L120 202ZM132 204H134V203H132ZM160 204L162 205L161 201H160V203H159V207H165V208H166V205H165L164 203H163V206H161ZM113 205H115V204H113ZM157 205H158V204H157ZM164 205H165V206H164ZM172 205H170V206H172ZM34 206H35V205H34ZM46 206H47V205H46ZM77 206H76L75 208H77ZM79 206H80V205H79ZM79 206H78V208H79ZM83 206H84V205H83ZM124 206H125V205H124ZM124 206H122V207H124ZM129 206H130V204H129ZM129 206H128V207H129ZM167 206H168V205H167ZM4 207H5V206H4ZM28 207H29V206H28ZM32 207H33V206H32ZM81 207H82V206H81ZM86 207H83V208H85V209L87 210L88 208H86ZM88 207H89V206H88ZM97 207L99 208V206H97ZM105 207H107V206L105 205ZM105 207H104V208H105ZM108 207H109V206H108ZM111 207H112V206H110V209H107V210H111ZM132 207H133V205H132ZM132 207H131V208H132ZM135 207H136V206H135V204H134V208H135ZM24 208H25V207H24ZM26 208H27V207H26ZM89 208H90V207H89ZM101 208H103V207H101ZM115 208H116V206H115ZM169 208H170V207H168V209H169ZM172 208H174L173 206H172L170 209L174 211V209H172ZM29 209H32V208H29ZM34 209H35V214H36L37 211H38V209H37V208H34ZM92 209H93V208H92ZM92 209H91V210H92ZM99 209H100V208H99ZM124 209H127V210H128V208H124ZM136 209H137V208H136ZM136 209L131 210V211H130L131 213L129 212L128 215H129V216H130V215L132 216L133 213H134L133 215H135V213L137 214V212H139V213L142 212V211H137ZM144 209H145V208H144ZM184 209L186 210L185 215H184V211H183ZM20 210H22V208H21ZM20 210H17V211H20ZM43 210H44V209H43ZM72 210H73V209H72ZM91 210H90V211H91ZM97 210H98V209H96V211H97ZM107 210L104 212V210L102 211V209H101L100 213H99V211H98L99 214H101V212H103V214L106 213V215H105L106 218H105V217H104V218L102 217L103 214L101 215L102 218L99 217V220H100V219H101V220L103 219V220H102L103 222H101V221H99V220L96 222V221H94V218H93V220H92V219H89V220H91V221L89 222V220H86V219H85V218H87V215H88V214H87V215L85 214L86 217H85V215L82 216V219H81V217L78 216L79 218L77 217V219H78V221H77L76 217L74 218V217L72 216V215H73V214H72V211L69 210V211L71 212V214L69 213V211H68L67 214H70V216L72 217L71 220L76 219V221H77V223H76V221L74 220V221H75V224H74L73 226H72V223H70V222H71V221H70L69 223H70L71 227L78 226V227H77V230H82V229H84L85 227H89V228H90V226H92L93 228H95L96 231H97V230H100V231H101V229H103V230H105V232H107V235L109 236V238H111V240H113L112 243H115V242H114V239L112 238L113 235L116 236V235H115L116 232H117L119 229H121L122 227L125 228V226H126L127 224H128L127 226H128L130 229L134 228L133 226H139V223H140V221L138 220L139 218L137 219V220H138L137 222L135 221V222H136V223H134L135 225L130 226V225H131L130 223L133 224L135 218L131 217V218H133V221H132V219H130L129 217L126 216V217L128 218V220H126V218H125V219L123 218V219L125 220V222H124V220H123V219L121 220V219H120L121 217L119 218V216H118L117 219L115 218L116 216H114V215H113L114 217L112 216V218H111V216H109L110 213H108ZM112 210H113V209H112ZM139 210H140V209H139ZM145 210L148 212L147 209H145ZM22 211H23V210H22ZM27 211H28V210L26 209V212H27ZM49 211H50V210H49ZM49 211H48V213H47L48 215L51 214V213H49ZM53 211H54V210H53ZM64 211H65V210H64ZM82 211H84V209H82ZM94 211H95V210H94ZM124 211H125V210H124ZM187 211H188V212H187ZM4 212H5V211L0 212V215H1V216H2V215L4 216ZM10 212H11V211H9L8 213H10ZM26 212H25V213H26ZM28 212H30V211H28ZM38 212H39V211H38ZM44 212H45V211H44ZM66 212H67V211H66ZM80 212H81V209H80ZM84 212H85V211H84ZM84 212H83V214H84ZM92 212H93V211H92ZM112 212H113V211H112ZM121 212H122V211H121ZM121 212H118L119 214L116 213V215H120V214H122ZM147 212L145 213V215L147 214ZM175 212H177V211H175ZM23 213H24V212H23ZM86 213H88V212H86ZM93 213H94V212H93ZM93 213H92V214H93ZM96 213H97V212H96ZM123 213H124V212H123ZM143 213H144V211H143ZM149 213H150V212H149ZM149 213H148V214H149ZM167 213H168V212H167ZM21 214H22V213H21ZM21 214H20V215H21ZM27 214H29V213H27ZM65 214H66V213H65ZM74 214L76 215L77 213H75V211H74ZM154 214H155V213H154ZM5 215H6V212H5ZM7 215H8V214H7ZM17 215H18V213H17ZM23 215H24V214H23ZM23 215H22V216H23ZM31 215H32V214H31ZM45 215H46V214H45ZM51 215H52V214H51ZM51 215H50V216H51ZM59 215H60V214H59ZM93 215H95V214H93ZM107 215H108V216H107ZM110 215H111V214H110ZM126 215H127V214H126ZM138 215H139V214H138ZM142 215H143V214H142ZM149 215H150V214H149ZM168 215H169V214H168ZM1 216H0V217H1ZM14 216H15V215H14ZM18 216H19V215H18ZM41 216H42V215H41ZM60 216H61V218H62L64 215L61 214ZM70 216H69V218H70ZM80 216H81V214H80ZM97 216H98V215H97ZM152 216H154V215H152ZM204 216H205V215H204ZM258 216H259V215H258ZM262 216H263V215H262ZM4 217H5V216H4ZM4 217H3V218H4ZM10 217H11V216H10ZM30 217L32 218V216H30ZM39 217H40V216H39ZM83 217H85L84 219H85L86 221H88V222H86V223L81 222V221L83 220ZM88 217H92V215L90 216V214H89ZM136 217H137V216H136ZM255 217H256V216L254 215V218H255ZM7 218H8V216H7ZM7 218H6V219H7ZM11 218H12V217H11ZM21 218H22V217H21ZM21 218H20V219H21ZM36 218H37V217H36ZM36 218H35V219H36ZM45 218H46V216H45ZM47 218H48V216H47ZM95 218H96V217H95ZM109 218H111V219H109ZM114 218H115V220H117V221H115V220L113 221ZM197 218H198V217H197ZM197 218H196V219H197ZM27 219H30V218L27 217ZM35 219H34V222H35ZM39 219H40V218H39ZM39 219H37V220H39ZM62 219H63V218H62ZM80 219H81V220H80ZM87 219H88V218H87ZM260 219H262V218H260ZM0 220H2V219H0ZM4 220H5V219H4ZM4 220H2V221L4 222ZM7 220H8V219H7ZM17 220H19V219L17 218ZM23 220H25V218H23ZM41 220H43V219H41ZM118 220H119V221H118ZM129 220H131V221H129ZM161 220H162V219H161ZM262 220H263V219H262ZM2 221H0V222H2ZM8 221L11 222L12 219H11V220H8ZM20 221H21V220H20ZM26 221H27V220H26ZM66 221H67V219H66ZM68 221H69V219H68ZM68 221H67V222H68ZM120 221H121V222L123 221L124 223H123V222L121 223ZM159 221H160V220H159ZM159 221H157V222H159ZM260 221H261V220H260ZM263 221H264V220H263ZM22 222H23V221H22ZM24 222H25V221H24ZM32 222H33V221H32ZM99 222H100V223H99ZM161 222H163V221H161ZM261 222H262V221H261ZM6 223H7V222H6ZM20 223H21V222H20ZM36 223H37V222H36ZM69 223H67V224L69 225ZM73 223H74V222H73ZM125 223H126V224H125ZM155 223H156V222H155ZM164 223H165V222H164ZM0 224H2V223H0ZM4 224H5V223H4ZM7 224H8V223H7ZM7 224H5V225L7 226ZM10 224H11V223H10ZM15 224H16V223H15ZM32 224H34V223H32ZM129 224H130V225H129ZM160 224H161V223H160ZM206 224H207V222L205 223V225H206ZM2 225H3V224H2ZM68 225H67V227H68ZM154 225H155V224H154ZM157 225H158V224H157ZM52 226H53V225H51V226L49 225V229H50V230H51L50 227H52ZM65 226H66V225H65ZM155 226H156V225H155ZM155 226H153V229H151V230H153V231L156 230V228H154ZM162 226H163V228L165 227L164 225H162ZM57 227H58V228H59V227L62 228L61 226H57ZM79 227H80L81 229H78ZM92 227H91V228H92ZM131 227H132V228H131ZM139 227H140V226H139ZM158 227H159V225H158ZM168 227H171V226L168 225ZM54 228H56V227L54 226ZM91 228L88 229L87 231H90ZM123 228H122L123 231H125L126 229H129V228H127V227H126L125 229H123ZM160 228H162V227H160ZM261 228H262V227H261ZM40 229H41V228H40ZM52 229H53V228H52ZM75 229H76V228H75ZM134 229H135V228H134ZM137 229H138V228H137ZM149 229H150V228H149ZM149 229H148V230H149ZM54 230H55V229H54ZM84 230H86V228H85ZM84 230H83V231H84ZM103 230L100 232V234L103 232L102 234L106 235V233H104ZM135 230H136V229H135ZM203 230H204V229H203ZM263 230H264V229H263ZM38 231H40V230H36V233H38ZM43 231H44V230H43ZM132 231H133V229H132ZM137 231H139V230H137ZM137 231H136V232H137ZM153 231H150V232L152 233ZM157 231H160V229H158ZM169 231H170V230H169ZM169 231H168V232H169ZM171 231H172V230H171ZM195 231H197V229H195ZM253 231H254V230H253ZM50 232H51V231H50ZM52 232H53V231H52ZM92 232H93V231H92ZM98 232H99V231H98ZM126 232H127V231H126ZM126 232H125V233H126ZM130 232H131V231L129 230V233H130ZM165 232H167V231H165ZM165 232H164V233H165ZM197 232H199V231H197ZM254 232H255V231H254ZM259 232H262V231H259ZM36 233H34V234H36ZM54 233H55V232H54ZM127 233H128V232H127ZM131 233H132V232H131ZM174 233H175V231H174ZM205 233H207V232L205 231ZM257 233H258V231H257ZM263 233H264V232H263ZM32 234H33V233H32ZM41 234H42V231L40 232V235H41ZM110 234L112 235V237H110V236H111ZM140 234H142V233H139V235H140ZM147 234H150V233H147ZM165 234H166V233H165ZM165 234H164V235H165ZM255 234H256V233H255ZM136 235H137V233H136ZM142 235H143V234H142ZM153 235H154V233H153ZM155 235H156V234H155ZM175 235H176V234H175ZM197 235H198V234H197ZM101 236H102V235H101ZM137 236H138V235H137ZM137 236H136V237H137ZM144 236H145V234H144ZM156 236H159V235H156ZM165 236H166V235H165ZM255 236L257 237V235H255ZM262 236H264V235H262ZM98 237H99V235H98ZM117 237H118V236H117ZM150 237H152V236H150ZM159 237H160V236H159ZM159 237H158V238H159ZM158 238L155 237L154 240H151V241L155 242V240H158ZM170 238H171V236H170ZM172 238H173V237H172ZM258 238H259V237H258ZM98 239H99V238H98ZM98 239L96 240V238H95V240H96L97 242H99ZM116 239H117V238H116ZM116 239H115V241H116ZM147 239H148V238H147ZM164 239H165V238H164ZM111 240L109 239V241H111ZM170 240H171V239H170ZM200 240L203 241V240H205V239L202 238V239H200ZM200 240H199V241H200ZM255 240H256V239H255ZM258 240H259V239H258ZM124 241H125V240H124ZM159 241H160V242H163V241H161V240H159ZM194 241H195V238H194V239L192 238L190 242H194ZM199 241H198V242H199ZM201 241L199 242L200 244H199L198 242H197V244H198V246L202 245V248H200V247H199V248H200L201 250H203V249H205V248H203V244L205 245V243H207V242H205V243L202 242V243H203V244H202ZM207 241H209V240H207ZM149 242H150V240H149ZM157 242H158V241H157ZM157 242H156V243H157ZM160 242H159V243H160ZM259 242H260V241H259ZM104 243H105V245H106V243H107V245L109 244V242H106V240H105ZM116 243H117V241H116ZM121 243H122V242H121ZM151 243H152V242H151ZM156 243H155V244H156ZM260 243H261V242H260ZM160 244H161V243H160ZM189 244H190V243H189ZM189 244H188V245H189ZM192 244H193V243H192ZM105 245H104V246H105ZM112 245H113V247H115V246H114L115 244H112ZM112 245L109 244L108 246L111 248ZM125 245L127 246L126 241H125ZM134 245H135V243H134ZM206 245H208V243H207ZM119 246H120V245H119ZM123 246H124V244H123ZM128 246H129V245H128ZM101 247H102V246H101ZM113 247L111 248V250L114 249ZM135 247H138V246H135ZM103 248H104V247H103ZM119 248H120V250H121L122 246H120ZM127 248H128V247H127ZM129 248H130V246H129ZM139 248H140V250H142V249H141V246H140ZM190 248H191V247H190ZM192 248H193V247H192ZM104 249H105V248H104ZM106 249H107V247H106ZM122 249H123V248H122ZM133 249H134V248H133ZM133 249H132V251H133ZM195 249H196L195 252H198V248H195ZM143 250H144V248H143ZM143 250H142V252H144ZM121 251H122V250H121ZM125 251H126V250H125ZM125 251H124V252H125ZM155 251H157V250H155ZM122 252H123V251H122ZM122 252H121V253H122ZM134 252H137V251L135 250ZM157 252H158V251H157ZM159 252H160V250H159ZM159 252H158V253H159ZM193 252H194V250H193ZM199 252H200V251H199ZM206 252H207V251H206ZM126 253L129 254V252H126ZM130 253H132V252H130ZM152 253H153V252H152ZM134 254H135V253H134ZM149 254H151V252H150ZM159 254H160V253H159ZM207 254H208V253H207ZM151 255H152V254H151ZM191 255H192V254H191ZM195 255H200V254L196 253ZM126 256H127V255H126ZM128 256H129V255H128ZM188 256H190V255H188ZM184 257H185L184 259H186L187 256H184ZM208 257H209V256H208ZM195 258H196V257H195ZM201 258H202V256H201ZM201 258H200V259H201ZM206 258H207V257H206ZM181 259H183V258H181ZM187 259H188V258H187ZM187 259H186V260H187ZM189 259H190V260H191V259L194 260L192 257H190ZM198 259H199V258H198ZM190 260H189V261H190ZM192 260H191V261H192ZM204 260H205V259H204ZM189 261H188V262H189ZM191 261H190V262H191ZM197 261H198V260H197ZM197 261H195V263H196ZM200 262L202 263L201 260H200L199 262H197V263H200ZM191 263H194V261L191 262ZM191 263H190V264H191ZM180 264H181V263H180ZM182 264H184V262H183Z\"/></svg>","mask_w":264,"mask_h":264}]
</instances>
